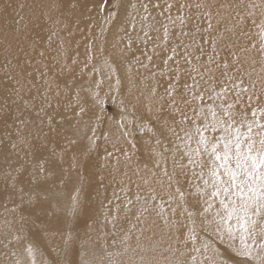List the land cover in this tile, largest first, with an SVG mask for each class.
Masks as SVG:
<instances>
[{
	"label": "rangeland",
	"instance_id": "374dc122",
	"mask_svg": "<svg viewBox=\"0 0 264 264\" xmlns=\"http://www.w3.org/2000/svg\"><path fill=\"white\" fill-rule=\"evenodd\" d=\"M1 1L4 3H1ZM10 1H12V0H0V12H3L4 11V9H6V8H4L5 6L6 7H8L7 8V10H5L6 12V14L4 15V19H0V53L4 56V68H3V71L0 69V73H2L1 74V76L4 78V81L5 82H7V83H12L13 85H14V87L12 88V89H10L9 90V88L8 89H6V93L8 94L9 92H12V95H14V93H15V99H13V102H11V105H10V107L8 106L7 108H6V111H9V112H12V113H14L15 115L17 114V116L18 115H21V116H18V118L20 117V119L19 120H21L20 122H19V129H17L18 131H17V139L15 140V141H13L14 143H15V145L17 146H14V144L13 143H11L12 144V146L13 147H15V148H18V149H22V150H26L28 153H29V155H31L32 156V154H33V152L34 151H36L39 147H51V148H49L50 150H51V153H53L52 155L58 160L59 159V162H60V164H62V166L64 167V168H66L65 170H66V175H65V173L63 174L62 173V175L61 176H58L59 178H56L57 177V175H54V174H52L51 172H49L48 170H47V165H46V161H43V163H45L44 165H43V163L42 162H40V164L38 165L39 167H37V169H36V172H35V176H33V181L35 180V179H38L37 181H39V178H40V180H43V181H49V180H44V179H46V178H48V179H50V181H51V178H49V177H47V176H49L50 174H52V175H50V177H53L52 178V180H54L55 179V181L54 182H56L57 183V181L58 182H60V183H58V184H56V185H58L59 186V184H60V186H63L64 185V183L66 182V180H68V178H69V176H68V171L70 170V171H72L73 173H76V174H78L79 176H81V177H85V178H95V180L97 181V183L99 184V185H101L100 187L101 188H103V189H105V187H106V183H107V187L109 188L110 186H111V184H112V186L114 187H118L119 188V190H123L125 187H126V189H124L122 192H123V194H125V195H129L130 193H142L143 192V194H147L149 197L150 196H152V198L156 201V203H157V205H158V207H159V209L161 210L162 209V207H164L165 206V208H163L162 209V211H161V215H162V213H163V217H158V216H155V215H151L152 217L154 216V218H155V220L154 219H152V217H151V219L153 220V221H158L159 223H155L154 224V222H153V224L151 225V223L150 222H152L151 221V219L149 218L150 216V214L148 215V213H150L149 211L148 212H146V209H143L142 211L144 212V213H142V212H138V214H133V213H131V211H132V209L131 208H129L128 209V207H130L129 205L127 206L126 205V208L128 209L127 211L129 212H126L125 210H126V208H123V207H125V206H120V205H118V206H120V208H121V211H119L120 210V208H118V206L116 205V204H113V205H111V204H108L109 206L108 207H111V213L112 214H110V218L108 217L107 218V222H106V219H105V221H101V224L99 223V222H96V221H89V223L87 224L88 226H87V229H86V231H87V233H86V231H85V233H84V235H83V237H82V240H84L83 242L85 243V244H88L89 242L91 243V242H95V241H99V242H101V243H105L106 241H103V240H107V242L108 241H110V239L112 238V237H117L118 235H120L119 236V238H120V240H121V247L122 248H124V249H122L121 250V247H120V249L119 250H117L114 254H112L111 255V260L112 261H110L108 264H118V263H124V262H126V263H124V264H131L132 262V264H136L137 262V264H142L143 263V261H144V259L143 258H145L144 257V255L145 254H147L148 252L150 253L151 251H152V249H153V253H156V254H153V253H148L147 255L148 256H150L152 259H154L155 258V260H156V262H158V264H169L172 260H173V262L171 263V264H179V263H181V261H180V259H179V256H183L184 254H185V252L187 251V245H188V242H186V241H182V238L180 237V231H179V229H181V221L180 220H182L181 219V214H180V212L178 211L179 209L177 208L176 209V205H177V203L176 204H172V202H170V201H168L167 199V197L170 195V193L172 194L173 192H169V191H171L172 189V191H174L175 192V189H177V191H178V193L181 195H184V196H180L179 195V197L180 198H178V202H179V204L181 205V206H183L184 208H186V209H190V210H194L195 208H198L199 207V203H200V194L197 192V190H199L200 188H201V184L199 183V180L197 179V177L195 178V173H194V171L192 170L193 168V166L195 167L196 165H200V166H204L205 164H206V161H207V156H206V154H205V152H203V150H197L196 151V153H195V155H194V157H193V163L191 162V163H182V165H181V161H180V159H181V154H180V156H179V152L177 153L178 154V156H179V162H178V160L176 161V159H177V157L175 158L174 157V155L176 156L177 154L176 153H174V151L176 150V151H179L178 149H174V147H170V148H168L169 146H168V144L167 143H165L164 142V144L163 145H166L167 144V146L166 147H162L163 145L161 144L162 143V141L164 140V138L162 137V136H165V137H170V135H171V137H174V138H176L177 136H175L176 135V133H177V135H179V133L181 132V131H183V127L186 129L189 125H192L193 124V122H194V124L197 122V121H199L198 119H201L200 118V116H202V114H198V113H200V111L198 112V110H199V105H200V103H201V105H204L203 103H205L206 101H207V103H205V105L206 104H209V103H211V102H213L214 100H216L218 103H220V104H222L221 105V112H223L222 114V116H223V119L228 123V124H230V126H232V127H235V128H241L240 130H242V131H245V132H247L246 134V138H245V141H244V137H243V139L241 140L242 141V143H246L245 145H247L249 148H250V150L251 151H257V152H259L261 155H262V157H263V159H264V21H262L261 20V16H259L260 14L261 15H263L262 16V19L264 18V9H262V8H264V7H262V6H264V0H262V1H260V0H246V2L244 1V0H231V1H229V0H217V2H216V0H90V2L88 1V4H90L89 6V8H88V11L86 10L84 13L85 14H87L88 15V13L91 11L90 9H93L94 8V10H96V12H98V15L96 14V12H95V14H93L94 13V10H93V12L91 13L92 15V17L91 18H89L90 17V13H89V17H87V15H85L83 12H81V11H83V10H81L82 8L81 7H79V6H81V3H80V1H82V0H74V2H73V0H67V2H66V0H13V4H11V2ZM59 1V3H57ZM139 2V3H141V4H143L142 6L143 7H145V8H149L150 9V7H151V9H155L156 8V10H154L153 12H154V15L155 16H157V17H160V16H163V17H165V18H167V16H168V18H169V21H167L165 24H158V26H156V32H157V34H159L158 36L159 37H157V39H155L154 40V44H152L151 46H150V48L147 50V54H149L148 55V57L146 58V59H144L143 60V62H145L147 65L145 66V63H143L142 65H140V66H134V65H136L137 63H138V57L137 58H130V59H132V60H128V54H129V52L128 51H135L137 48H136V46L138 47V44L137 43H135V42H133L132 40H127L126 38H123L122 39V43L124 42V44L123 45H121L119 42H120V40H121V36H119V39H118V41H117V39L115 38V36L118 34L117 33V31L118 32H120L118 35H120L123 31H122V29L120 28V22H121V20L122 19H124L125 17H126V15H128L129 14V8H130V6L129 5H133V3L134 2ZM156 1V2H155ZM199 1V2H198ZM202 1H204L203 3H202ZM211 2L210 4L209 3H207V2ZM212 1H215V2H212ZM225 1L226 3H224L223 4V2ZM229 1V2H228ZM238 1V2H237ZM241 1V2H240ZM252 1V2H251ZM10 2V3H9ZM76 2H78L77 4H76ZM126 2V3H125ZM127 2H130V3H127ZM131 2H133V3H131ZM235 2V3H234ZM237 2V3H236ZM244 2V3H243ZM251 2V3H250ZM257 3V5H254L255 3ZM30 3V4H29ZM49 3V4H48ZM118 3V4H117ZM152 3V4H151ZM213 3V4H212ZM215 3V4H214ZM220 3V4H219ZM230 4V7H228L229 6V4ZM231 3H234L235 5H237L238 4V8L234 5L233 6V4H231ZM248 3H250V5L248 4ZM2 4V5H1ZM17 4H18V6H17ZM51 4V5H50ZM63 4V5H62ZM67 4H68V7H67ZM92 4V5H91ZM122 6H121V5ZM164 4V5H163ZM194 5V4H197V5H195V6H192V5ZM227 4V5H226ZM240 4V5H239ZM243 4H247V8H249V7H251V8H249V10H245V8H246V6L244 5L243 7H245L244 9L243 8H240V6L242 7V5ZM252 4V5H251ZM4 5V6H3ZM10 5H11V8H10ZM13 5H16V6H13ZM32 5V6H31ZM45 5V6H44ZM100 5V6H99ZM191 5V6H190ZM215 5V6H214ZM217 5V6H216ZM224 5H226V6H224ZM258 5L261 7V8H259L258 9ZM35 6V7H34ZM61 6H64V8H62ZM65 6H66V8H65ZM73 6H75V7H73ZM101 6H102V8H101ZM119 6H121V8H119ZM164 6V7H163ZM204 6L205 8H206V6H207V9H209V10H205V8L202 7ZM224 6V7H223ZM232 6H233V8L234 9H232ZM3 7V8H2ZM73 7V8H72ZM129 7V8H128ZM153 7V8H152ZM218 7H220V8H218ZM222 7L224 8V9H222ZM228 7V9H230L231 11H229L231 14H229V12H227L228 11V9H226ZM255 7V8H254ZM2 8V9H1ZM21 8V9H20ZM76 8V9H75ZM80 8V9H79ZM96 8V9H95ZM100 8L102 9L101 11H100ZM127 8V10H125ZM185 8V9H184ZM197 8V9H196ZM211 8V9H210ZM213 8H215V9H213ZM216 8H218V10L216 11ZM256 9L255 10V12H254V10L253 9ZM8 9L10 10L9 12H7L8 11ZM79 9V10H78ZM165 9V10H164ZM175 9V10H174ZM193 9H195L194 11H198L197 13L195 12H193ZM199 9H201L200 11H199ZM204 9V10H203ZM245 10L246 12H249V13H252V15H249V13H248V15H247V13L246 12H242V11H240V10ZM253 11H252V10ZM13 10V11H12ZM22 10H26V12L25 11H23L22 12ZM61 10V11H60ZM104 10V11H103ZM122 10V11H121ZM161 10H163V11H161ZM170 10H171V12H170ZM178 10V11H177ZM184 10V11H183ZM234 10V11H233ZM237 10V12H239L238 14H240L241 12V15H238L237 14V17H235L236 15H234V14H236L235 13V11ZM33 11H35V12H33ZM60 11V12H59ZM80 12V14L77 12V14H79V16L80 17H83L82 19L77 15V14H75V12ZM99 11L101 12V13H99ZM121 11V12H120ZM189 11V12H188ZM202 11H204V14L202 15ZM213 11V12H212ZM259 11H261L262 13H260ZM12 13V16H13V21H11L10 19H9V16H8V14L10 15L11 13ZM45 12V13H44ZM88 12V13H87ZM105 12V13H104ZM120 12V13H119ZM201 12V13H200ZM215 12H217L216 14H215ZM219 12V13H218ZM258 12V13H257ZM72 13V14H71ZM83 13V14H82ZM123 13V14H122ZM163 13V14H162ZM166 13V14H165ZM171 13V15H169ZM183 13H186V15L185 14H183ZM191 13H192V16H190L191 15ZM198 13H200V14H198ZM220 13H221V15H220ZM226 13V14H225ZM56 14V15H55ZM77 15V16H75V15ZM84 15V16H82V15ZM99 14L101 15V16H99ZM123 16H122V15ZM175 16H173V15ZM176 14V15H175ZM179 14H180V16H179ZM209 14L211 15V16H209ZM214 14V15H213ZM219 14V16H217ZM242 14H244V15H242ZM253 14H259L258 15V18L256 17L257 15H254L253 16ZM21 15V16H20ZM25 15V16H24ZM65 15V16H64ZM73 15V16H72ZM107 15V16H106ZM200 15H202L201 17L202 18H200ZM206 15V16H205ZM208 15V16H207ZM223 15H224V17H223ZM231 15H232V17H231ZM234 15V16H233ZM39 16H42L41 18H39ZM44 16V17H43ZM46 16V17H45ZM50 16V17H49ZM53 16V17H52ZM61 16V17H60ZM85 16H86V18H85ZM97 16H99L100 17V19L102 20V22H101V20L97 17ZM182 16V18H180ZM196 16V17H195ZM199 16V18L197 19V17ZM204 16H205V19H204ZM213 16H215V17H213ZM222 16V17H221ZM242 16V17H241ZM250 18V19H247L248 17ZM251 16H253V17H251ZM62 17H64V18H62ZM80 19H78V18ZM94 17H97V19H96V22H97V20H98V23H96L97 25H96V27H95V19H94ZM107 17V18H106ZM115 17V18H114ZM172 17V18H171ZM187 17V18H186ZM192 17V18H191ZM217 17V18H216ZM219 17V18H218ZM225 17H228L229 18V20H228V18H225ZM239 17H241V19L239 18ZM257 18V21H256V18ZM259 17H260V19H259ZM27 18V19H26ZM45 18V19H44ZM48 18V19H47ZM66 18V19H65ZM70 18H73V19H70ZM198 20V22H196V19ZM208 18H210L211 20H208ZM213 18H215L216 19V22L218 23H211L213 20H214V22H215V19H213ZM225 18V19H224ZM232 19V21L233 20H235V21H233L234 23H236V24H234L233 25V22H231V19ZM234 18V19H233ZM236 18V19H235ZM237 18H239V19H237ZM245 18L247 19L246 21H245ZM255 19L254 21H256L255 23L256 24H258V19H259V24L256 26V24L254 23V21H253V19ZM44 19V20H43ZM78 19V20H77ZM91 20V19H93V20H91V22L92 23H90L89 22V24L91 25H89V28L91 27V29H89V28H85V30H87V31H83V25H85V24H88L87 22L86 23H84L83 21H85V20ZM104 19V20H103ZM113 19V20H112ZM181 19V20H180ZM188 19H189V21L191 22L192 21V23H190L189 21H188ZM199 19H201V21L202 22H200V20ZM222 19H223V21H222ZM5 20H7V21H5ZM15 20V21H14ZM46 20V21H45ZM53 20V21H52ZM76 21L75 23L74 22H72V21ZM119 20V21H118ZM226 20V21H225ZM238 20V21H237ZM249 20H251V21H253L252 23H250V21ZM264 20V19H263ZM34 21V22H33ZM112 21V22H111ZM211 21V22H210ZM221 21V22H220ZM239 23V24H237V22ZM2 22V23H1ZM3 22H4V24H3ZM12 22L15 24H12ZM81 22H83L82 24L79 23ZM94 22V23H93ZM200 22V23H199ZM220 22V23H219ZM224 22H226V24H222V23H224ZM243 24H242V23ZM9 23V24H8ZM39 23H42V25H40ZM54 23V24H53ZM70 23V24H69ZM73 23V25H71ZM103 23V24H102ZM111 23V24H110ZM117 23H119L118 24V26L119 27H116L117 25ZM195 23H196V25H195ZM232 24V26L230 25V24ZM241 23V24H240ZM249 23V24H248ZM6 24V25H5ZM67 24V25H66ZM76 24H77V26H76ZM79 24V25H78ZM92 24H94V27L95 28H92L93 27V25ZM102 24V25H101ZM106 24V25H105ZM110 24V25H109ZM189 24V25H188ZM192 24V25H191ZM204 25V27H202L201 25ZM208 24V25H207ZM247 24L249 25V27L247 26ZM250 24H252V25H254L253 27L250 25ZM22 25V26H21ZM32 25H34L33 27H30V26H32ZM39 27V28H42V29H39V28H37V26ZM47 25V26H46ZM49 25H50V27H49ZM101 25V26H100ZM168 25H169V27H168ZM199 25H200V27H199ZM210 25H212V26H210ZM213 25H214V27H213ZM226 25H228V26H226ZM238 25L240 26L241 25V27H238ZM260 25H261V27H260ZM10 26H11V28H10ZM61 26V27H60ZM75 26L78 28L79 26H82V28H80L79 27V29L80 30H82L83 32H86L87 33V36H85L86 35V33H85V35H84V33H83V35L85 36V40H84V36H82V31H78V29H75ZM104 26V27H103ZM175 28H174V27ZM197 26H198V28H197ZM47 27H49V28H47ZM69 27H71L70 29H69ZM86 27H88V25L86 26ZM98 27V28H97ZM217 29H216V28ZM225 27V28H224ZM243 27H245L244 29H242L241 31H240V29L241 28H243ZM11 29V30H9V29ZM18 28V29H17ZM32 28H37V29H39V31H37V30H32ZM118 28V29H117ZM119 28H120V31H119ZM171 28V29H170ZM192 28V29H191ZM208 28H210V29H208ZM211 28H213V29H211ZM219 28V29H218ZM226 28H228V29H226ZM234 28H236V29H234ZM246 28H247V30H246ZM252 28V29H251ZM256 28V29H255ZM8 29V30H7ZM14 29V30H13ZM29 29V30H28ZM58 29V30H57ZM74 29H75V31H74ZM92 31L93 29V32H96V30H97V32H98V34L96 33L95 35H94V33H90V31ZM114 29L116 30L115 32H114ZM176 29V30H175ZM231 29V30H230ZM238 29V30H237ZM259 29V31H257ZM5 30V31H4ZM42 30H44V31H42ZM47 30V31H46ZM68 30V32H66ZM105 30V32H103ZM189 30H191V31H189ZM194 30V31H193ZM213 30V31H212ZM219 30V31H218ZM263 31V33H261L260 31ZM12 31V32H11ZM31 31H35V32H31ZM49 31V32H48ZM99 31L101 32L100 34H99ZM114 33H116V35H114L113 34V32ZM175 31V32H174ZM235 31L237 32V33H235ZM22 32H24V33H22ZM42 32H45L44 34H42ZM64 33V35H63V33ZM89 32V33H88ZM210 32L212 33L211 35H210ZM232 32H234L233 34H232ZM33 33V34H32ZM50 34V35H47V34ZM60 33H62L61 35H60ZM110 33H111V35H110ZM208 33V34H207ZM227 33V34H226ZM2 34V35H1ZM27 34V35H26ZM30 34V35H29ZM36 36H35V35ZM75 34V35H74ZM78 35V38L80 37V34H81V39L80 40H77L78 38H76V36ZM89 34H91V35H89ZM239 34V35H238ZM263 34V35H262ZM41 35V36H40ZM42 35H44V36H42ZM65 37V39H62V38H64L63 36ZM112 35H114V36H112ZM175 35V37H173ZM178 35V36H177ZM204 35V36H203ZM206 35V36H205ZM213 35V36H212ZM234 35V36H233ZM236 35H237V37H236ZM13 36V37H12ZM26 36H28V38H30V40L28 39V38H25ZM46 36V37H45ZM62 36V37H61ZM73 36L75 37V40H76V42H75V40H73ZM100 36V38H98ZM154 36H156V33H155V35ZM172 36V37H171ZM201 36H202V38H201ZM210 36V37H209ZM33 37V38H32ZM69 37V38H68ZM87 37V38H86ZM96 37V38H95ZM104 37V38H103ZM109 37H111V38H109ZM170 37V38H169ZM189 37V38H188ZM206 37V38H205ZM235 37V38H234ZM243 37V38H242ZM263 37V38H262ZM21 38V39H20ZM91 38H93V39H91ZM114 38H115V40L120 44V50L117 48V45H119V44H117V42H113L114 41ZM239 38V39H238ZM256 38H257V40H256ZM17 39V40H16ZM86 39H88V42H89V39L91 40V42H90V45L88 46V48L84 45L85 44V42L87 41ZM100 39V40H99ZM175 40V42L174 41H170V40ZM201 39V40H200ZM231 39V40H230ZM238 39V40H237ZM249 39V40H248ZM253 39H254V41H253ZM27 40H29V41H27ZM52 40V41H51ZM70 40L72 41L73 40V42L74 43H71L70 42ZM82 40H84V47H85V51H84V48L82 49V48H79V46L81 47V45H79L80 44V42L82 41ZM109 40H110V42H109ZM111 40H112V42H111ZM124 40V41H123ZM229 40V41H228ZM237 40V41H236ZM248 40V41H247ZM263 40V41H262ZM25 41V42H24ZM40 41H41V43H40ZM43 41V42H42ZM95 41V42H94ZM100 41V42H99ZM102 41H103V44H102ZM221 41V42H220ZM240 41V42H239ZM244 43H243V42ZM253 41V42H252ZM6 42V43H5ZM35 42H37V43H35ZM56 42V43H55ZM79 42V43H78ZM133 42V43H132ZM202 42V43H201ZM239 42V43H238ZM246 42H248L247 44H246ZM11 43V44H10ZM29 43V44H28ZM54 43H55V45H54ZM63 43V44H62ZM69 43V44H68ZM76 43H78V45L76 44ZM95 44V46H94V44ZM97 43V44H96ZM127 43V44H126ZM130 43V44H129ZM173 43V44H172ZM256 43H258V44H256ZM3 44H5V45H3ZM39 44V46H36V45H38ZM49 44V45H48ZM66 44V45H65ZM82 44V43H81ZM88 44V43H87ZM110 44V45H109ZM111 44H112V46H111ZM177 44V45H176ZM248 44H250V45H248ZM13 45H15L16 47H15V49L16 48H18L16 51H15V49L13 48L14 46ZM25 45V46H24ZM29 45V47H27ZM51 45H53V46H51ZM70 47H69V46ZM82 45V46H83ZM104 46L103 48L101 47V46ZM113 45H116L115 47L113 46ZM124 45H125V47H124ZM131 45V46H130ZM174 45V46H173ZM254 45H255V47H254ZM22 46H24V50L21 48ZM42 46V47H41ZM59 46V47H58ZM69 47L68 49H67V47ZM160 46H162V48L160 47ZM169 46V47H168ZM180 46V47H179ZM5 47V48H4ZM11 47V48H10ZM43 47H45V48H43ZM50 47L51 48H53V49H50ZM56 47H58L59 49L57 50V48ZM75 47V48H74ZM90 47V48H89ZM109 47H113V48H115L116 50L115 51H117V53L114 51V49H113V51H112V49L110 48V50H108V48ZM122 47H124V49L122 50ZM129 47H130V49H129ZM167 47H168V49H167ZM237 47H239V48H237ZM249 47H251V48H249ZM257 47V48H256ZM2 48L4 49V50H2ZM71 48V49H70ZM94 48V49H93ZM101 48H102V50H104L102 53H101ZM106 48V49H105ZM169 48H170V50H169ZM180 49L179 51L177 50V49ZM237 48V49H236ZM256 48V49H255ZM7 50V52H6V50ZM35 50V58H33V51ZM48 49V52L46 51ZM79 49H81L82 50V52H81V50L79 51ZM159 49H161L160 50V52H162L163 50V52L162 53H164V54H162V53H158L157 52V50L159 51ZM11 50H12V52H11ZM22 50V51H21ZM68 50V51H67ZM69 50H70V52H69ZM76 50V51H75ZM90 50V51H89ZM168 50H169V53H168ZM254 50H255V52H254ZM259 50H260V52H259ZM20 51H21V53H20ZM36 51H38V52H36ZM57 51H58V53H57ZM108 51V52H107ZM109 51H110V53H109ZM121 51V52H120ZM124 51L127 53H124ZM174 51V52H173ZM253 51V52H252ZM262 51H263V53H262ZM5 52V53H4ZM26 52V53H25ZM28 52V53H27ZM50 52V53H49ZM53 52H55V53H53ZM84 52H90L89 53V55H87V53L85 54ZM93 52H95V53H93ZM112 52V53H111ZM115 52V53H114ZM137 52H139L138 50H137ZM214 52V53H213ZM227 52V53H226ZM252 52V53H251ZM19 53V54H18ZM24 53V54H23ZM51 54L50 56H51V59H50V56H48V57H46V55H49V54ZM69 53V54H68ZM101 53V54H100ZM112 56L110 59L111 60H108L107 61V58H109L110 56H109V54ZM122 53H124V55L122 54ZM156 53V54H155ZM168 53V54H167ZM175 53V54H174ZM21 54V55H20ZM26 54H27V56H26ZM37 54H39V55H37ZM54 54L56 55L55 57H54ZM57 54H61V55H57ZM78 54V55H77ZM95 54V55H94ZM103 54V55H102ZM107 54V55H106ZM117 54L119 55V56H121V54H122V58H120L119 56H117ZM158 54V55H157ZM239 54V55H238ZM253 54V55H252ZM17 55V56H16ZM20 55V56H19ZM32 55V56H31ZM72 55H73V57H72ZM85 55V56H84ZM108 56V57H106V56ZM116 55V56H115ZM160 55V56H159ZM171 55V56H170ZM226 55V56H225ZM13 56V57H12ZM22 56H24V57H22ZM31 56V57H30ZM44 57V58H42V57ZM62 57V59H60L61 57ZM124 56V57H123ZM127 56V57H126ZM163 58H162V57ZM169 56V57H168ZM176 56V59L174 58ZM242 56V57H241ZM244 56V57H243ZM26 57H27V59H26ZM29 57V58H28ZM37 57H38V59H37ZM93 57H94V61H93ZM106 59H105V58ZM117 57H118V59H117ZM152 57V58H151ZM158 57H160V58H158ZM229 57V58H228ZM52 58H54V59H52ZM66 58H67V60H66ZM79 58H81V59H83V60H81V59H79ZM88 60H87V59ZM116 58V61H119V62H116L115 61V63H111L113 66H114V68L112 67V65H110V62H113V60ZM124 58H126V59H124ZM155 58H156V60H155ZM166 58V59H165ZM172 58V59H171ZM175 60H174V59ZM227 58V59H226ZM238 58V59H237ZM23 59H25V61H22ZM35 61H34V60ZM45 59V60H44ZM48 59V60H47ZM74 59V60H73ZM77 59V60H76ZM104 59V60H103ZM133 59H134V61H133ZM140 59V58H139ZM152 59H153V61L154 62H152ZM164 61H163V60ZM249 59V60H248ZM15 60H18V62L16 61L15 62ZM19 60H20V62H19ZM32 62H31V61ZM42 60V61H41ZM43 60L45 61V62H49L50 64L48 65V62H47V64L45 63V62H43ZM58 60H60V61H58ZM76 60V61H75ZM98 60V61H97ZM102 61L103 63L104 62H106V63H104V66H103V64H102V62H100L99 63V61ZM120 60H122V62H124V60H126L127 62V65L125 66V67H123L124 69H120L119 67H120V65L122 64V66H123V63H121V61ZM168 60V61H167ZM171 60H174V61H171ZM182 61V62H180V61ZM230 60V61H229ZM237 60V61H236ZM239 60H240V62H239ZM130 63H129V62ZM151 61V62H150ZM160 61V62H159ZM162 61V62H161ZM233 61V62H232ZM260 61V62H259ZM22 62V63H21ZM35 62V63H34ZM75 62V63H74ZM133 62V63H132ZM158 62L160 63V64H162V66H164L163 68L161 67H158L157 68V66H158ZM258 62H259V64H258ZM17 63V64H16ZM18 63H19V65H18ZM24 63H25V65H24ZM35 65H34V64ZM38 63V64H37ZM57 63V64H56ZM62 63V64H61ZM77 63H78V65H77ZM117 63V64H116ZM121 63V64H120ZM164 63H166L165 65H164ZM169 63H170V65H169ZM172 63V64H171ZM177 63H179V64H177ZM221 63V64H220ZM236 63V65H234ZM238 63H240V64H238ZM241 63H242V66H241ZM30 64V65H29ZM73 64V65H72ZM75 64V65H74ZM82 64V65H81ZM84 64V65H83ZM91 64H93V66L94 67H90L91 66ZM102 65V68L99 66V65ZM119 64V65H118ZM131 64V65H130ZM151 64V65H150ZM232 64V65H231ZM8 65V66H7ZM9 65H10V67H9ZM25 66V67H23V66ZM64 65V66H63ZM66 65V66H65ZM67 65L69 66V67H67ZM125 65V64H124ZM174 65H176L175 66V68L173 67ZM178 65H181V66H178ZM185 65V66H184ZM7 66V67H6ZM12 66H13V68H12ZM28 66H30V68L28 67ZM33 68H32V67ZM37 66V67H36ZM42 66V67H41ZM54 66V67H53ZM56 66H59V67H56ZM63 66V67H62ZM74 66H77V68H75ZM82 66V67H81ZM84 66H85V68H91V69H89L90 71V75H89V73H88V70H87V73H88V75H87V73H86V70H84L85 68H84ZM88 66V67H87ZM117 66H119V67H117ZM131 66H134V67H132V71L134 70L135 72H137V71H139L140 72V75H139V78L141 77V79L139 80V79H137L138 80V82L139 83H137V80L135 81L132 77H129V75H127V72H129V71H131L130 70V68H131ZM156 66V67H155ZM166 66H168V67H166ZM177 66L179 67L178 69H177ZM183 66L185 67V68H183ZM7 69H6V68ZM15 67V68H14ZM18 69H20L21 68V71L22 72H20V70H18ZM29 68V69H26V68ZM43 67H44V69H43ZM55 67H56V69H55ZM97 67V68H96ZM150 67V68H149ZM188 67V68H187ZM261 67V68H260ZM10 68V69H9ZM24 68L26 69V70H24ZM47 68V69H46ZM52 68H54V69H52ZM63 68H64V70H63ZM68 68H70V69H68ZM74 68H75V70H74ZM95 70H94V69ZM106 68H108L110 71H112L113 72V74L114 75H112L113 77H111L110 79L109 78H107V76H105L104 74H103V70H105ZM134 68V69H133ZM161 73H159L158 72V74H157V72L155 73V71H156V69ZM173 68V70H171ZM189 68H192V69H189ZM231 68V69H230ZM52 69V70H51ZM93 69V71L95 72V73H93V71H91ZM167 69V70H166ZM175 69V70H174ZM230 69V70H229ZM259 69V70H258ZM9 70V71H8ZM60 70V71H59ZM79 70V71H78ZM83 70L85 71L84 72V74L86 73V75H84L85 76V78H84V76L82 75L83 73ZM118 70V71H117ZM122 70H124V71H122ZM142 70V71H141ZM150 70V71H149ZM163 71V73H162V71ZM166 70V71H165ZM168 70H171L172 72H169ZM191 72H190V71ZM197 70V71H196ZM239 70V71H238ZM242 70V71H241ZM245 70V72H243ZM14 71V72H13ZM24 71V72H23ZM26 71H28L27 73H26ZM36 71V72H35ZM48 71V72H47ZM63 71V72H62ZM127 71V72H126ZM165 71V72H164ZM42 72H44L43 74H42ZM65 72V73H64ZM68 72V73H67ZM78 73V74H76V73ZM100 72H102V74L100 75ZM115 72H116V74H118V73H120L121 72V74H119V75H122V78L121 77H119V75H116L115 74ZM118 72V73H117ZM146 72H148V73H146ZM169 74H168V73ZM188 72L190 73V74H192V75H190V74H188ZM198 72V73H197ZM243 72V73H242ZM6 73H7V75H6ZM15 74V78H13L12 77V75L13 74ZM16 73H18V74H16ZM23 73H24V75L26 76H24L23 75ZM29 73H32V74H29ZM33 73H34V75H33ZM37 73V74H36ZM46 73V74H45ZM55 73H57V74H55ZM97 73L99 74V75H97ZM143 73H144V77L142 76L143 75ZM152 73V74H151ZM170 73H171V77H170ZM173 73H175V76H174V74ZM194 73V74H193ZM73 74V75H72ZM93 74V75H92ZM96 74V75H95ZM128 76H126V75ZM160 74V75H159ZM164 74H165V76H164ZM172 74H173V77H172ZM233 74V75H232ZM243 74V75H242ZM18 75V76H17ZM32 75H33V77L34 78H32ZM40 75V76H39ZM53 75V76H52ZM95 75V76H94ZM124 75H125V77H124ZM150 75V76H149ZM159 75V76H158ZM216 75V76H215ZM6 76H8L7 78H5ZM20 76H22V77H20ZM28 76H29V78H32V79H29L28 78ZM31 76V77H30ZM39 76V77H38ZM55 76V77H54ZM57 76V77H56ZM101 76H102V79H103V81L102 82H104L105 84H108V86L106 85L105 87H103L104 86V84H102L101 83ZM103 76L106 78H103ZM159 77L158 79H154L153 77ZM167 76V77H166ZM169 76V77H168ZM184 76H185V78H184ZM200 76V77H199ZM244 76H245V80H244ZM18 77V78H17ZM38 77V78H37ZM59 77V78H58ZM88 77V78H87ZM91 77H93V78H95L94 80L97 82H95L94 80H93V78H91ZM127 78V80H128V82H127V80L126 79H124V78ZM142 77H143V79H142ZM156 77V78H157ZM165 79H164V78ZM186 77H188V78H186ZM242 77V78H241ZM27 78V79H26ZM40 78V79H39ZM42 78V79H41ZM49 78V80H46V79H48ZM64 78H66V82H70V83H73L74 85H75V82H77V85H78V87L80 86V90H81V92H79V88L78 87H72V86H74L73 84H67L66 82H65V79ZM79 78V79H78ZM86 78H87V80L89 79V80H93L94 81V83L93 84H95V87H94V89H93V84H92V81H91V83H90V81H89V84H87L86 82H88V81H86L85 83H83V81H85L86 80ZM99 79V85H98V79ZM118 78V79H117ZM132 80H131V79ZM12 79V80H11ZM15 79L17 80L16 82H15ZM36 79V80H35ZM56 80V81H53V80ZM62 81H61V80ZM64 79V80H63ZM81 79V80H80ZM97 79V80H96ZM107 81H105V80ZM162 79H164V80H162ZM170 79L172 80L171 82H172V84L171 83H168V81L170 82ZM184 79V80H183ZM9 82H8V81ZM38 80H39V82H38ZM42 80V81H41ZM44 80H45V82H44ZM75 82H74V81ZM80 80V81H79ZM129 80H130V82H131V86L133 87L134 86V89H135V87H136V85H137V87H139V88H136L135 90H134V92H135V95H136V97H135V95L133 96V90L132 89H130L131 88V86H130V88H129V85H130V83H129ZM150 80V82H151V85H150V83L148 84V81ZM159 80H162L161 82L159 81ZM185 80H187V81H185ZM250 80V81H249ZM30 81V82H29ZM40 81L41 82H43V83H40ZM62 83H61V82ZM73 81V82H72ZM119 81V82H118ZM120 81L122 82L121 84H120ZM165 81L167 82V84L165 85ZM195 81V82H194ZM19 82V83H18ZM47 82H49V83H47ZM50 82H51V84H50ZM52 82H54V83H52ZM127 83V84H129L128 85V87H127V89L129 88L130 90L129 91H124L125 90V88H126V85L124 84V83ZM182 82V83H181ZM189 82V83H188ZM254 82V83H253ZM18 83V84H17ZM30 83V85H31V87L28 85ZM32 83V84H31ZM59 83V84H58ZM147 83V84H146ZM155 83V84H154ZM162 83H163V85H162ZM177 84V86H176V88H175V86H174V84ZM186 85H185V84ZM229 83V84H228ZM249 83V84H248ZM21 84H23V85H21ZM44 84V85H43ZM49 84V88L47 87V85ZM67 84V85H66ZM86 84H87V86H86ZM92 84V85H91ZM124 85L123 87H121V86H118V85ZM133 84V85H132ZM139 84V85H138ZM158 84H159V86H158ZM206 84V85H205ZM218 84V85H217ZM260 84V85H259ZM25 85V86H24ZM27 85V86H26ZM42 85V86H41ZM68 85H69V87H68ZM147 85H149L148 87H147ZM189 85V86H188ZM206 86V87H202V86ZM214 85V86H213ZM238 85V86H237ZM16 86H18V87H16ZM24 86V87H23ZM51 86H52V88H51ZM70 86H71V88H70ZM118 86V87H117ZM147 87L148 89L147 90H144V89H146V88H143V87ZM150 86H151V88H150ZM155 86V90H153V87ZM166 86V87H165ZM181 86V87H180ZM260 86V87H259ZM21 87V88H20ZM23 87V88H22ZM35 87V88H34ZM37 87H38V89H37ZM54 87V88H53ZM65 87V88H64ZM107 87V90L105 89ZM115 87V88H114ZM125 87V88H124ZM159 87V88H158ZM160 87H163V89L162 88H160ZM202 87V88H201ZM215 87V88H214ZM239 87V88H238ZM16 88V89H15ZM24 88H28V89H24ZM34 90H33V89ZM64 88V89H63ZM73 88V89H72ZM77 88V89H76ZM119 88V89H118ZM123 88V91L122 90H120V89H122ZM143 88V89H142ZM179 88H180V90H179ZM250 90H249V89ZM18 89H20L19 90V92H21L20 94L18 93ZM88 89H90L91 91H92V94H91V92H88L89 90ZM101 89L102 90H104V91H102L101 92ZM117 89V90H116ZM151 89V90H150ZM157 89H160V90H157ZM161 89H162V91H161ZM166 89V90H165ZM188 89H192L194 92H195V95H196V97L197 98H194V99H190V97L189 96H187L188 95V93H189V91L187 92V90ZM226 89V90H225ZM13 90V91H12ZM27 90V91H26ZM32 90V91H31ZM39 90V91H38ZM43 90V91H42ZM93 90H95V92H96V94H98V95H96L95 94V92H93ZM119 90V91H118ZM150 90V91H149ZM155 92H153V91ZM180 92H179V91ZM248 90V91H247ZM254 90V91H253ZM16 91V92H15ZM26 91V92H25ZM37 91V92H36ZM49 91H50V93H49ZM57 91H59V93L57 92ZM62 93H61V92ZM82 91H83V95H82ZM132 91V93H129V92H131ZM145 91V92H144ZM178 91V92H177ZM241 91V92H240ZM251 91V92H250ZM43 92H44V94H43ZM46 92V93H45ZM54 92V93H53ZM57 92V93H56ZM76 92V93H75ZM77 92H79V93H81V94H77ZM86 92H88V93H90L91 94V96L92 97H94L93 99H96V103H95V101L94 100H92V98H86V96H87V93ZM101 92V93H100ZM119 92H122V93H119ZM128 92V96H126L127 97V99H125L126 97H125V93H127ZM136 92H137V94H136ZM148 92V93H147ZM151 92V93H150ZM260 92L261 93H263V95L262 94H260ZM17 93V94H16ZM118 95V97H116L115 95L116 94ZM249 93H250V95H249ZM24 94V95H23ZM27 94H29V95H27ZM31 94V95H30ZM38 94H40L39 96H38ZM43 94V95H42ZM46 94V95H45ZM64 94V95H63ZM90 94H88L89 95V97H90ZM119 94H120V96H122V95H124L122 98H120V96H119ZM130 94L132 95V97L130 96ZM143 94V95H142ZM148 94H149V97H148ZM200 94V95H199ZM203 94V95H202ZM204 94H206V95H204ZM211 94H213V96H215L216 97V99H212V98H210V95ZM259 94H260V96H259ZM9 95V94H8ZM11 95V94H10ZM19 95V96H18ZM20 95H22V96H20ZM43 96V97H40V96ZM55 95V96H54ZM57 95H59V97L57 96ZM63 95V98H61V96ZM110 95V96H109ZM156 95V96H155ZM180 95V96H179ZM228 95V96H227ZM32 96V97H31ZM34 96V97H33ZM44 96H45V98H44ZM50 96V97H49ZM72 96V97H71ZM80 96V97H79ZM83 96H85V97H83ZM137 96H141V102L137 99V101H134V100H136V98H139V97H137ZM204 97V100H203V97ZM234 96V98H231V97H233ZM19 97H21V98H19ZM40 97V98H39ZM52 97V98H51ZM54 97V98H53ZM74 97V98H73ZM88 97V96H87ZM182 97H184V98H182ZM206 97V98H205ZM209 97V98H208ZM228 97V98H227ZM238 97V98H237ZM245 97V98H244ZM17 98H19V99H17ZM25 98V99H24ZM46 100H44V99ZM51 98V99H50ZM73 98V99H72ZM85 98V99H84ZM99 98V99H98ZM129 98H131V100L130 101H124V100H128ZM133 98H135V99H133ZM147 98V99H146ZM187 98H189L191 101H189V99H187ZM236 98H237V100H238V102H237V100H236ZM31 101H35V102H30V100ZM39 99H40V101H39ZM42 99V100H41ZM53 100L51 103H50V101L48 102V100ZM56 99V100H55ZM58 99V100H57ZM72 99V100H71ZM89 99H90V102H89ZM154 99V100H153ZM181 99V100H180ZM206 99H208V100H206ZM233 99H235V100H233ZM23 100V101H22ZM71 102H73V105H68V104H70L69 103V101ZM85 102H84V101ZM120 100V101H119ZM144 100V101H143ZM147 102H146V101ZM165 100V101H164ZM182 100H184V102L182 101ZM186 100V101H185ZM196 100H198V101H196ZM211 100V101H210ZM241 100H242V102H241ZM55 101V102H54ZM56 101H57V103H56ZM76 101V102H75ZM81 101H83L84 103H86L87 101V103H86V105L84 104V103H79V102H81ZM91 101H93L92 102V105H94V106H92L90 109H88V108H86L85 106H87V104H88V106L90 105V103H91ZM196 101V103H193V102H195ZM228 101V102H227ZM263 101V102H262ZM24 102H26L25 103V105H23V103ZM72 102H71V104H72ZM128 102H131L130 104L131 105H128L129 103ZM135 102V103H134ZM139 102L141 103V104H139ZM151 102V103H150ZM168 103V104H166V103ZM190 102V103H189ZM29 103V104H28ZM31 103V104H30ZM43 103V104H42ZM45 103H46V105H45ZM54 103V104H53ZM68 103V104H67ZM75 103H77L76 105H75ZM124 103V104H123ZM126 103H128V104H126ZM144 103H146L145 105H144ZM186 103V104H185ZM192 103H193V105H192ZM224 103V104H223ZM227 103V104H226ZM258 103V105H256ZM262 103V104H261ZM12 104H13V106H12ZM20 104V105H19ZM28 106H27V105ZM51 104H52V106H51ZM96 104V105H95ZM122 104V105H121ZM189 104L192 106L191 108L189 107ZM199 104V105H198ZM16 105V106H15ZM31 105V106H30ZM58 105V106H57ZM85 105V106H84ZM118 105H120L121 107L119 108V107H117ZM137 106V105H141L140 106V108H139V110L138 109H134V106ZM166 107H165V106ZM185 105H187V106H185ZM242 105V106H241ZM263 105V106H262ZM23 106V107H22ZM27 106V107H26ZM30 106V107H29ZM39 106V107H38ZM41 106V107H40ZM72 106H76L77 108L79 107V109H78V111H77V108L75 109L74 107H73V110H74V112L72 111ZM84 106V107H83ZM87 106V107H88ZM174 106V107H173ZM180 106V107H179ZM184 106V109H182V107ZM194 106H196V107H194ZM198 106V107H197ZM236 106H237V108H236ZM33 107V108H32ZM38 107V108H37ZM49 107H50V110H48L49 111V114H48V111H46L47 110V108L49 109ZM54 107H57L56 109H55V111H54ZM68 107V108H67ZM71 107V108H70ZM90 107V106H89ZM94 107H96V109L94 108ZM155 107H157V108H155ZM163 107V108H162ZM187 107V108H186ZM253 107V108H252ZM22 108V109H21ZM31 108V109H30ZM39 108H42L43 109V112L44 111H46L47 113H42V109H40V111H39ZM93 108V110L95 109V110H97V112L95 113L94 111V114H93V112H92V109ZM128 108V109H127ZM130 108V109H129ZM137 108H138V106H137ZM162 108V109H161ZM165 108V109H164ZM173 108V109H172ZM187 109V113H188V111H189V113L187 114V113H184V112H186V109ZM195 108V109H194ZM241 108V109H240ZM263 108V109H262ZM36 109H38V110H36ZM44 109H46V110H44ZM52 109V110H51ZM84 109H88L89 111H90V113L91 114H93L95 117H93L91 120H90V118L93 116H91V117H89L91 114L89 113V116H88V118H89V120L91 121V126L93 127V129L94 130H98L96 133H97V136H98V138H96V139H94L95 137H97L96 135L94 136V138H93V143L92 144H96L97 143V145L99 146V149H98V146L96 147V146H93V148H97L96 150L97 151H100L101 150V152L100 153H102V154H104V155H102L101 156V154H97V155H95V153L94 152H90V151H87V153H86V151H83V152H73L72 150H73V147L74 146H76V145H79L78 143L79 142H76V143H73V144H75L74 146H73V144H70V143H64L61 147H56L55 145H54V148L52 147L53 145L51 144V143H53L52 142V140H50V137H49V131L51 132V130H55L56 128H57V124H58V122L56 123H54L53 121L55 120V121H60L58 118H57V116H56V114H55V112H57V113H60V111H63L64 113H66V114H68L69 112H70V110H71V112L72 113H76L75 115H79L78 117L79 118H82L83 119V117L85 118V119H88V118H86V114H87V112H86V110H84ZM156 109V110H155ZM161 109V110H160ZM164 109V111H165V113H164V111H162ZM169 111H168V110ZM182 109V112H183V114H182V112L180 111ZM193 109V110H192ZM197 109V110H196ZM235 109V110H234ZM20 110V111H19ZM35 110V111H34ZM69 110V111H68ZM87 110V111H88ZM136 110H138L139 112L137 113V111ZM158 110H160V111H158ZM166 110H167V112H166ZM239 110V111H238ZM247 110V111H246ZM260 110H261V112H260ZM18 111V112H17ZM30 111V112H29ZM38 111H39V113H38ZM51 111H53V112H51ZM133 111H135V112H133ZM153 111H155V112H157L156 114H155V112H153ZM195 111H197L196 113L199 115L198 117L199 118H194V117H196L197 116V114H195L194 112ZM233 111V112H232ZM17 112V113H16ZM36 112V113H35ZM83 112H85V113H83ZM144 112V113H143ZM153 112V113H152ZM159 112V113H158ZM173 112H175V113H173ZM236 112V113H235ZM240 112V113H239ZM249 112H252L251 114H249ZM255 112V113H254ZM19 113V114H18ZM27 113V114H26ZM28 113H29V115H28ZM34 113V114H33ZM53 113V114H52ZM72 113H69V115L70 114H72ZM83 113V114H82ZM123 113V114H122ZM143 113V114H142ZM146 113H149L148 115L146 114ZM168 113V114H167ZM194 113V116H192V114ZM233 115H232V114ZM23 114H25V115H23ZM36 114H37V117H36ZM130 114V115H129ZM158 114V116L156 117V115ZM174 114H176V115H174ZM178 114V115H177ZM191 114V115H190ZM45 115V116H44ZM48 115V116H47ZM54 115H55V119L53 118L52 119V121H51V118L52 117H50V116H53L54 117ZM58 115V114H57ZM86 115V116H85ZM155 115V116H154ZM170 115V116H169ZM171 115H174L175 117H173V120H174V118H175V121L174 122H172V121H170L171 119H170V117H171ZM42 116H43V118H42ZM100 116H102V117H100ZM151 116V117H150ZM167 116H169V117H167ZM182 117L183 116V119L182 118H180V120H178L179 118L178 117ZM192 116V117H191ZM245 116V117H244ZM25 117V118H24ZM36 117V118H35ZM150 117V118H149ZM185 117V118H184ZM236 118V120L237 121H235V118ZM249 117H252V119L254 120V124H255V127L254 126H252L251 127V125L250 126H248V124L246 123L247 122V120H248V118ZM38 118V119H37ZM95 118V119H94ZM130 118V120H134V122H137V121H140V119L142 120V118H143V120H147L148 121V119L149 120H152V122H154V124H156L155 125V133L154 134H156V133H158V134H156L157 135V137H158V139H157V137H156V141L157 142H155V140H153L155 143H156V148L155 147H152L153 149H155V150H153L152 151V153H151V155H150V153H149V156H151V157H149L148 156V154H147V156L145 155L146 153H148L147 151H145L146 150V148L145 147H147L150 143V146H153V144H154V142H153V144H152V142H150V141H152V140H149V141H147V140H143V141H141V140H136V138H135V140L137 141H134L133 140V142H132V138H133V136L134 135H132L131 133L132 132H130L129 130H131L130 128H131V125H130V123L128 122V119ZM161 118V119H160ZM163 118V119H162ZM166 118V119H165ZM167 118H169L170 120H168ZM172 118V117H171ZM176 118H177V123H176ZM234 118V119H233ZM247 118V119H246ZM27 119V120H26ZM159 119V120H158ZM192 119V120H191ZM239 119V120H238ZM25 120V121H24ZM112 120V121H111ZM142 120V121H143ZM160 120H162V122H160ZM167 120V121H166ZM186 122H185V121ZM197 120V121H196ZM23 121V122H22ZM47 123H50L49 121H51V123H50V125L49 124H47ZM104 121V122H103ZM157 121H158V123L159 124H157ZM27 122H28V124H27ZM164 122H166V123H164ZM167 122H169L168 124H167ZM182 122V123H181ZM184 122V123H183ZM33 123V124H32ZM113 123V124H112ZM128 123H129V128H126V129H128V132H130V135H128V132H126L127 130H125V127L126 126H128ZM178 125V123L181 125V127L182 128H180V126L178 125H176V124ZM201 123V124H200ZM37 124L38 125H40V126H42L44 129H46V127H47V129H46V131H44V132H40V131H38L37 129H36V126H37ZM52 124V125H51ZM55 124V125H54ZM117 124H119V125H117ZM184 124H185V126H184ZM193 124V126L195 127V128H197L199 131H200V134L203 136V137H205L206 139H209V138H212V141L214 142V141H216L217 139H218V134H219V132H220V129L219 128H217V126H211V127H209L210 125H205L204 123H203V120H202V122H201V120H200V122H198V123H196V126ZM198 124H200L201 126H199ZM28 125H29V127H28ZM32 125V126H31ZM47 125V126H46ZM169 127V130H168V127ZM50 126V127H49ZM119 126V127H118ZM159 126V127H158ZM160 126H161V129H160ZM164 126H165V128H164ZM203 126V127H202ZM205 126V127H204ZM207 126L210 128H207ZM28 127V128H27ZM55 127V128H54ZM26 128V129H25ZM33 128V129H32ZM205 128H207L208 130H206ZM253 128V129H252ZM164 129V130H163ZM184 129V130H185ZM217 129V130H216ZM25 130L27 131V132H25ZM32 130V132H29V131H31ZM35 130V131H34ZM49 130V131H48ZM104 130H105V132H104ZM158 130V131H157ZM160 130V131H159ZM166 130H168V132L166 131ZM171 130V131H170ZM20 131L21 132H23V133H21L20 134ZM102 131V132H101ZM166 132L165 134H167V133H169L167 136L166 135H164L163 133H160V132ZM214 131V132H213ZM217 131V132H216ZM19 132V133H18ZM34 132L35 133H37V134H34ZM47 132V133H46ZM98 132H99V134H98ZM120 132V133H119ZM29 133L30 134H32V135H29ZM102 133V137L100 138V134ZM110 133V134H109ZM171 133V134H170ZM208 133V135H206ZM216 133V134H215ZM44 134V135H43ZM48 134V135H47ZM127 134V135H126ZM162 136H161V135ZM173 134V135H172ZM249 134V135H248ZM254 134V135H253ZM255 134H256V137H255ZM23 135V136H22ZM37 135V136H36ZM43 135V136H42ZM46 135V137L44 138V136ZM117 135V136H116ZM122 135H124V136H122ZM252 135V136H251ZM259 135V136H258ZM261 135V136H260ZM30 138H29V137ZM116 137V139L114 138V137ZM130 136H132V137H130ZM207 136H209V138L207 137ZM211 136V137H210ZM249 136V137H248ZM36 139H34V138ZM118 137V138H117ZM215 137V138H214ZM22 140V141H24V145H23V142L20 140V139ZM109 138H110V140H109ZM26 139V140H25ZM29 139H32V140H30L29 141ZM43 139V140H42ZM46 139V141H44ZM101 141H100V140ZM116 140L115 142L113 141V140ZM127 139V140H126ZM130 139V140H129ZM134 139V138H133ZM215 139V140H214ZM251 139V140H250ZM35 142H34V141ZM38 140H40V141H38ZM109 140V141H108ZM161 140V141H160ZM209 140H211V139H209ZM249 140V141H248ZM253 140V141H252ZM42 141V142H41ZM110 141H113L112 142V144L114 143V145H116V143H117V146H115V147H113L114 145H112V147L110 146L111 144H110ZM119 143H118V142ZM145 141H146V143H148V144H145ZM161 142L160 144H161V146H160V144L158 143V142ZM22 142V143H21ZM39 142H41V143H39ZM45 142V143H44ZM51 142V143H50ZM103 142H104V144H103ZM140 142V143H139ZM251 142H253V143H251ZM27 143V144H26ZM29 143V144H28ZM37 143H38V145H37ZM100 143V144H99ZM102 143V144H101ZM107 143H108V145H107ZM18 144V145H17ZM19 144H21V145H19ZM40 144H42V145H40ZM45 144V145H44ZM50 144V145H49ZM54 144V143H53ZM106 144V145H105ZM127 144H129V145H131V146H128ZM138 144V145H137ZM142 144V145H141ZM52 145V146H51ZM65 145H66V148H65ZM102 145V146H101ZM141 145V146H140ZM159 145V146H158ZM216 145V146H215ZM105 146V147H104ZM107 146V147H106ZM117 147V148H116ZM127 147V148H126ZM128 147H129V150H128ZM131 147V148H130ZM137 147H138V149H137ZM162 148V149H160V148ZM214 150L215 151H218L219 149H220V145L218 144V143H215L214 144ZM62 148H64V149H66L65 151H64V149L62 150ZM68 148H69V150H68ZM75 148V147H74ZM100 148H102V149H100ZM107 148V149H106ZM110 148V149H109ZM111 148L113 149V150H111ZM115 148L117 149V153H116V151H115ZM140 148V149H139ZM145 149V150H142V149ZM159 148V149H158ZM164 148H166V149H168V151L165 149L164 150ZM53 149V150H52ZM106 149V150H105ZM127 149V150H126ZM103 150V151H102ZM109 150H110V152L112 153L113 152V154H111L110 152H109ZM137 150V151H136ZM156 150H157V154L155 155V152H156ZM159 150V151H158ZM164 151V152H167L166 153V156H167V158H171V159H167V158H165V157H163V156H165V154L163 153V152H161V151ZM262 150V151H261ZM59 151H61L62 153H60ZM68 151V152H67ZM127 151V152H126ZM172 151H173V153H172ZM175 151V152H176ZM200 151V152H199ZM63 152H65V153H63ZM67 152V153H66ZM71 152H73L72 153V155L73 156H71ZM108 152H109V154H108ZM143 152H144V154H143ZM170 152V153H169ZM60 153V154H59ZM70 153V154H69ZM90 153V154H89ZM92 153V154H91ZM109 155V156H107V154ZM118 153H119V155H118ZM145 156V157H149L148 159H149V161L147 162V158H146V162L148 163V165H147V163L145 162V160H144V156H142V154ZM58 154V155H57ZM89 154V155H88ZM127 154V155H126ZM129 154H130V156H129ZM155 155V157L156 156H160L159 154H161V156H160V158H158V157H156L155 158V161H157V158H158V161H157V163L159 162V159H160V164L159 165H157L156 163L154 164L153 162H155L154 161V155ZM174 154V155H173ZM198 154V155H197ZM87 155V156H86ZM136 157H135V156ZM168 155L170 156V157H168ZM172 155V156H171ZM72 158H71V157ZM81 156H83V157H81ZM92 156V157H91ZM96 156V157H95ZM105 156V157H104ZM107 156V157H106ZM113 156V157H112ZM115 156V157H114ZM127 156V157H126ZM133 156H134V158H133ZM143 157V159H141L142 157ZM119 157H120V159H119ZM138 157V158H137ZM141 157V158H140ZM69 160H68V159ZM70 158L72 159V161L70 160ZM86 158H89L87 161H86ZM106 158H108L109 159V162H108V159H106ZM117 160V161H115V159ZM127 158H130V159H128V161H126L127 160ZM131 158H133L134 159V161L135 162H133V163H135V164H137V165H135V164H133V163H131L132 165L131 166H129V163H130V160H131ZM140 158V159H139ZM174 158H175V160H174ZM102 159H104V160H102ZM105 159H106V162H105ZM119 159V160H118ZM132 159V160H133ZM136 159H137V163H136ZM152 159H153V161H152ZM205 161H204V160ZM98 160V161H97ZM112 160V161H111ZM139 160V161H138ZM151 160V161H150ZM165 162H164V161ZM172 160H174V161H172ZM201 160V161H200ZM96 161V162H95ZM119 161V163H120V165H118L117 164V162ZM141 161H143V162H141ZM163 161V162H162ZM171 163L170 165H169V162ZM69 162H71V163H73V164H71V163H69ZM111 162L113 163V165L114 166H116V167H118V168H121V169H118V168H116V167H114L112 164H111ZM150 162V163H149ZM151 162H152V166H154V168L153 167H151ZM174 162V163H173ZM162 163H166L165 165H163ZM179 163V165H176V164H178ZM202 163V164H201ZM42 164V165H41ZM94 164V165H93ZM110 165V167H108L109 165ZM145 164V165H144ZM149 164H150V166H149ZM173 164V166H171ZM184 164V165H183ZM84 165L86 166V168L84 167ZM118 165V166H117ZM134 165L135 166H140L141 167V165H142V167L143 168H141L140 169V167H139V170H137V168L136 167H134ZM164 166V168H162L163 166ZM176 165V166H175ZM191 165H192V167H191ZM91 166V167H90ZM100 166H101V168H102V170L101 169H99L100 168ZM103 166H105V168H107V169H105V170H103L104 168H103ZM124 166H126L125 167V169H124ZM127 166H128V168H127ZM146 166H148V168H146ZM155 166H156V168H155ZM160 166H162V167H160ZM171 166V167H170ZM175 166V167H174ZM180 166V167H179ZM72 167V168H71ZM157 167H159V169L157 168ZM172 167H173V170H172ZM185 167V168H184ZM46 168V169H45ZM131 168V169H130ZM135 170H134V169ZM150 169V172L149 173H147L148 171H146L145 169ZM168 168V169H167ZM169 168H170V171H169ZM39 169H42V171L41 170H39ZM69 169V170H68ZM100 170V172L98 173V171ZM110 169V170H109ZM124 169V170H123ZM130 171H129V170ZM133 169V170H132ZM152 169V170H151ZM155 169H157V170H155ZM160 169H162L163 170V172L164 171H166L165 169H167V171L169 172V173H171L172 174V176H170V177H172L171 179H168V180H171V181H173L174 182V184H176L177 185V187H176V185H174V186H170L171 184H170V182L167 180V182H165L166 180H164V178L162 177V175L160 174V172L163 174V172L160 170ZM179 169V170H178ZM188 169V170H187ZM40 171V173H38L39 171ZM97 170V171H96ZM108 170V171H107ZM115 172H114V171ZM126 170V171H125ZM136 170L139 172H136ZM144 170V171H143ZM153 170H155V172L153 171ZM45 171H46V173L48 174H46L45 175ZM105 171H106V174H105ZM133 171V172H132ZM146 171V172H145ZM151 171H153L155 174H152V172ZM166 171V173H167V175H171V174H169L168 172ZM172 171V172H171ZM175 171V172H174ZM178 171H180L179 173L180 174H178L177 172ZM185 171H187V172H185ZM43 172V173H42ZM80 172V173H79ZM125 172H127V174H125ZM134 172H136V173H134ZM144 172H145V176H146V178H145V176H144ZM156 172L159 174V175H157V176H155L156 175ZM182 172V173H181ZM112 173V174H111ZM120 173V174H119ZM138 173V174H137ZM178 175H177V174ZM188 173V174H187ZM98 174L99 175H101V174H103V175H101V176H98ZM116 174H117V176H116ZM133 174V175H132ZM40 175H42V176H44V177H42V176H40ZM54 175V176H53ZM105 175H106V178H108V179H106L105 178ZM109 175V176H108ZM122 175V176H121ZM152 175H154V176H152ZM175 175H177V179H174V178H176V176ZM186 175V176H185ZM192 175V176H191ZM16 176V177H15ZM36 176H38V178H36ZM103 176V177H102ZM121 176V177H120ZM130 177V178H126V177ZM142 176H144V178L142 177ZM175 176V177H174ZM183 176H185V179H184V177ZM191 176V177H190ZM194 176V177H193ZM46 177V178H45ZM65 177H66V179H65ZM98 177V178H97ZM118 177V178H117ZM134 177H136L137 179H139L140 177V179L139 180H135V182L133 181L134 180ZM152 177V178H151ZM154 177V178H153ZM183 177V178H182ZM12 178H15L14 179V181H13V179ZM35 178V179H34ZM102 178V181H100L99 179H101ZM112 178V179H111ZM120 178L122 179V180H120ZM158 178H160L159 180H157L158 182L156 183V185L158 186H156L155 184H153L154 183V180H156V179H158ZM186 178H188V179H186ZM191 178H193V179H195L194 181L191 179ZM11 179H12V181H11ZM11 179L9 180V179H7L8 180V182H12L13 183V185H14V187H16L17 189L19 188L18 186H17V181H18V176L17 175H14V177L12 176L11 177ZM63 180V182H62V180L61 181H59V180ZM125 179H126V181H125ZM144 179V181H140V180H143ZM151 179H153V180H151ZM164 180V184L163 183H161L163 180ZM191 179V180H190ZM6 179H5V181H7ZM99 180V181H98ZM112 180V182H110ZM121 181V184L119 183V181ZM145 180H151V181H146V183H145ZM177 180H179V181H177ZM184 180H187L186 182L184 181ZM198 180V181H197ZM36 181V180H35ZM104 181H106V183L104 184ZM138 181V182H137ZM141 183H144V184H141L140 186H138L139 184H140V182ZM185 182V183H183V182ZM62 182V183H61ZM101 182V183H100ZM126 182H129L128 184H125ZM150 182H152L151 183V185H150ZM156 182V181H155ZM173 182H171V183H173ZM176 182V183H175ZM178 182H179V185H178ZM192 184H191V183ZM15 183V184H14ZM52 183H53V181H52ZM148 183H149V185L150 186H152V185H154V186H152V187H154V188H152V189H147L146 187H150V186H148ZM159 183V184H158ZM168 185H167V184ZM181 183H182V185H181ZM11 184V183H10ZM109 184V185H108ZM161 184V185H160ZM163 184V185H162ZM186 184H191L190 186H192V187H190V186H188V185H186ZM195 184V185H194ZM126 185V186H125ZM133 185H135L134 186V188H133ZM144 185V186H143ZM164 185H166L165 186V189L163 188V186ZM198 185H199V187H198ZM111 186V187H112ZM146 186V187H145ZM156 186V187H155ZM160 186V187H159ZM184 187V188H182V187ZM136 187H138V188H136ZM142 187H144V188H142ZM168 187L170 188V190L168 189ZM180 187H181V190H180ZM145 188H146V190H145ZM162 189V191H164V192H162V191H159L160 189ZM167 188V189H166ZM189 188V189H188ZM191 188V189H190ZM194 188V189H193ZM238 188V187H237ZM142 189V190H141ZM153 189H155V190H153ZM157 189V190H156ZM194 190V192H193V190ZM19 190V189H18ZM126 190V191H125ZM150 190V191H149ZM151 190H152V192H151ZM167 190H169L168 192H167ZM187 190V191H186ZM188 190H190L189 192L190 193H188ZM124 191H125V193H124ZM146 191H148V193L146 192ZM184 191V192H183ZM239 191L240 192H242V190H240L239 189ZM144 192H146V193H144ZM158 192H160V193H158ZM183 192V193H182ZM192 192V193H191ZM156 193H158V197L156 196L157 194ZM163 193H165V195H166V193H168V195H164V196H162L163 195ZM187 193V194H186ZM196 193H198V195L196 194ZM162 194V195H161ZM190 194V195H189ZM193 194V195H192ZM187 195V196H186ZM192 195V197H190ZM196 197H195V196ZM199 196V197H198ZM169 197H171V195L169 196ZM183 198V200H182V198ZM158 198V199H157ZM167 198V199H166ZM188 198H190V199H188ZM199 199V200H197V199ZM214 198V199H213ZM163 199H164V201H163ZM171 199H172V197H171ZM186 199H188V201H186ZM191 199H192V201H191ZM157 200H159V201H157ZM162 200V201H161ZM185 200V201H184ZM195 200V201H194ZM215 200V203L213 202ZM256 200H257V202L259 203V204H263L264 205V189H261L260 191H259V193L257 194V196H256ZM84 202H82V204H84L83 206H86V207H89V206H91V204L89 203V201H86V200H83ZM161 201V202H160ZM167 201V202H166ZM191 201V202H190ZM211 201V202H210ZM35 203V202H37L36 200H33V198H32V201H31V203ZM87 202H88V204H87ZM158 202H159V204H158ZM163 202V203H162ZM166 202V203H165ZM171 204H170V203ZM183 203V204H182ZM188 203L189 204V206L191 207V208H189L188 207V204L186 205V204ZM36 204V203H35ZM166 204V205H165ZM168 204H170V207H171V209H170V207H168ZM196 204V205H198V206H196L195 205V208H194V205ZM217 204V205H216ZM111 205V206H110ZM160 205V206H159ZM215 205H216V207H215ZM114 206H116V207H114ZM172 206L175 208H173L172 209ZM186 206V207H185ZM208 206H209V208H208V210H212V209H214V210H218V206H219V202H218V200H217V198H215L214 196H212V197H210L209 199H208ZM161 207V208H160ZM166 207L168 208V209H166ZM188 207V208H187ZM212 207V208H211ZM117 208V209H116ZM194 208V209H193ZM254 208V207H253ZM253 208H249V210L247 211V210H245V214L246 213H248V214H246V215H251L252 216V214H254L255 213V208L253 209ZM253 209V210H252ZM164 210V211H163ZM167 210V211H166ZM168 210H169V213H171V216H170V214L168 213ZM119 211V212H118ZM171 211H174V212H171ZM177 211V212H176ZM252 211V212H251ZM114 212V213H113ZM120 212H121V214H123V212L125 213V214H123V217H122V215H120ZM179 212V213H178ZM131 213V214H130ZM147 213V215H143V214H146ZM168 213V214H167ZM178 213V214H177ZM252 213V214H251ZM133 214V215H132ZM139 214H142V215H139ZM202 216H203V219L205 220V223H206V226H207V228L212 232V234H214V236H216L217 237V240H218V243H214L213 244V246L211 247V253L213 254V257H216V258H218L219 256V254H220V248H221V246H224L225 248H226V250H227V252H228V259H226V261H225V264H234V260L237 258V256H238V246H237V243H236V241L235 240H233L232 238H230L229 237V235L227 234V233H223L222 234V232H217L215 229L217 228V226H218V224H219V220L221 219L220 218V215L217 213V214H214L213 216H211V217H209V212L208 211H206V212H202ZM116 217H115V216ZM120 215V216H119ZM124 215H128L126 218L124 217ZM137 215L139 216V217H137ZM176 215H179V217L178 216H176ZM208 217H207V216ZM131 216H133V217H131ZM134 216H135V219H136V221L134 220ZM145 216V217H144ZM147 216V217H146ZM112 217V218H111ZM130 217H131V219H130ZM141 217V218H140ZM157 217H158V219H157ZM166 217H168V218H166ZM171 217V218H170ZM216 217V218H215ZM126 220H124V219ZM144 218H146V223H148V225L145 223V221H144ZM147 218H148V221H147ZM164 219L165 220V222H166V219H167V222H166V224L168 225H166L165 226V222H161V220L162 219ZM166 218V219H165ZM208 218V219H207ZM139 219V220H138ZM140 219H141V222H140V224L138 223L139 221H140ZM143 219V220H142ZM149 219H150V221H149ZM161 219V220H160ZM15 220H16V222H15ZM15 220H11L7 225H9V226H6L5 227V231H9V234H11V236H12V241L15 243H21V242H23V240H25L24 238H27V237H29V236H31V235H34V233H36L35 235H36V237L38 236V240L40 241V242H42L43 244H46V245H44L45 246V250H44V252H45V254H47V255H51V253L53 254L54 252H51V251H54L56 248L58 249L61 245H59V244H62L63 245V242H66L65 244L67 245V240L69 241L68 242V247L70 246V248H71V241L73 240L72 238H63L62 239V236L63 237H65V235H63L64 234V232H62V231H60L59 232V230H56L58 233V235L60 234V237L56 234V231H55V233H54V231H51V229H49L48 227H47V225L46 224H44L43 222L41 223V222H38L35 226H34V232L33 231H27L25 234L26 235H24V234H22L21 233V231H20V229H22L23 227V224H24V220L23 219H15ZM116 220V221H115ZM117 220H119V221H117ZM124 222H123V221ZM135 221V223H136V227H137V224L139 225V227H138V229L135 227H133L132 225H134L135 226V223L133 224V222ZM173 220H175V222L173 221ZM218 220V221H217ZM112 221H113V223H112ZM122 223H121V222ZM129 221H130V224H129ZM143 221H144V223H145V225H147L148 226V228L151 226V228H149V230L150 229H154L153 228V226L155 225L156 227L155 228H157L158 230H159V232H160V230H162L161 232H162V234L164 233V230L163 229H161V227L162 228H164V226L166 227V231L167 232H165V234H163L164 235V237H163V235L161 234V233H159L158 234V232L156 231V233H154L153 231V233H154V236L157 238H159V239H162V238H164L163 240H162V246H163V248H158L156 245L157 244H159L158 246L159 247H161V244H160V242L161 241H158L159 239H156V238H154L153 239V241L154 242H150V241H148V240H150V239H148V237L150 238L151 237V239L154 237V236H152L153 235V233H150L151 232V230H150V232L148 231V229H147V226L145 227V225L144 224H142L143 223ZM15 222V223H14ZM19 222V223H18ZM23 222V223H22ZM105 222H106V224L107 223H109V225H110V227H109V225H108V229H106L107 228V226L105 225ZM128 222V223H127ZM131 222H132V224H131ZM14 223V224H13ZM41 223V224H40ZM99 223V224H98ZM149 223H150V226H149ZM161 223V225H162V223H164V226L162 225V226H160L159 224ZM173 225H172V224ZM22 224V225H21ZM42 224H44V225H42ZM90 224V225H89ZM91 224H93V225H91ZM96 224H97V226H96ZM103 224V225H102ZM117 224V225H116ZM120 224H123V225H121L124 229H126L127 230V232H126V230L124 231V232H126V233H124L123 232V228L121 227V226H119ZM128 224V226H125V225H127ZM157 224H158V226H160V229H159V227H157ZM213 224V225H212ZM14 227H13V226ZM17 225H19V226H17ZM40 225H42L41 226V228H40ZM105 225V226H104ZM113 225H114V227H113ZM131 225V226H130ZM144 225V226H143ZM171 227H170V226ZM10 226H12V228L10 227ZM17 226V228H15ZM38 228H37V227ZM96 228H95V227ZM142 226V228H146L147 229V232H146V229L144 230L143 229V231L144 232H146V234L144 233V235H143V233H141L140 231H142V230H140L139 228ZM176 226V227H175ZM42 227H44L45 229H42ZM89 227V228H88ZM94 227V228H93ZM117 227H119V229L117 228ZM128 229H127V228ZM130 227V228H129ZM173 227V228H172ZM178 227H180V228H178ZM19 228V229H18ZM92 228V229H91ZM100 229V228H102V229H100L99 231H98V229ZM103 228H104V230L106 231H104L103 230ZM113 228L115 229V231L113 230ZM117 228V229H116ZM120 228H122L121 230H120ZM133 228V230H135V229H137V230H135V231H131L130 229H132ZM141 228V229H142ZM168 228H170V229H168ZM175 228H178V230H176ZM7 229V230H6ZM16 229H18V230H16ZM38 229V230H37ZM40 229V230H39ZM42 229V230H41ZM93 229H95V230H93ZM12 230H13V232H12ZM43 230H44V232L45 231H49V232H53V234L52 233H47V232H45L44 234H43ZM91 230V231H90ZM111 230H112V232H111ZM118 230H119V233L120 234H117L118 233ZM138 230H140L139 232H140V234L142 235V236H147L146 238H144V237H142V238H140L141 239V241H139L140 239H139V236L141 237V235L139 234V232H138ZM170 230H172V232L170 231ZM11 231V232H10ZM41 231H42V233H41ZM98 233H97V232ZM102 231V232H101ZM103 231H104V233H106L105 235H103L104 233H103ZM114 231V232H113ZM116 231H117V233H116ZM121 231V232H120ZM128 231H130L131 233H133V235L130 233V232H128ZM168 231H170L171 233H173L174 232V234H169V232ZM176 231H177V233H176ZM18 233V235H17V233ZM92 232H94L93 234H92ZM122 232L124 233V234H122ZM136 232H138V234H136ZM151 234V235H147V234H149V233ZM12 233H13V235H12ZM21 233V234H20ZM31 233V235H29ZM63 233V234H62ZM89 233V234H88ZM103 233V234H102ZM111 233V234H110ZM129 233V234H128ZM134 233H135V236H134ZM168 233V234H167ZM179 233V234H178ZM221 233V234H220ZM19 234H20V236H19ZM49 234V235H48ZM93 236H91V235ZM95 234H98L97 235V238H96V236H94ZM113 234H114V236H113ZM117 234V235H116ZM126 234H128V235H126ZM131 234V235H130ZM158 234V235H157ZM177 234H178V236H177ZM22 235H24V236H22ZM28 235V236H27ZM41 235H43V236H41ZM45 235H46V237H45ZM87 235H88V237H87ZM107 235V236H106ZM139 235V236H138ZM165 235H167L166 237L169 239V238H171L170 240H166V237H165ZM169 235L171 236V237H169ZM175 236V238H174V236ZM16 236V237H15ZM49 236V237H48ZM51 236V237H50ZM53 236H54V238H53ZM90 236H91V238H90ZM105 236V237H104ZM111 236V237H110ZM123 236V237H122ZM129 236V237H128ZM161 236V237H160ZM173 236V237H172ZM178 237V239H176L177 237ZM18 237L20 238V239H18ZM24 237V238H23ZM41 237V238H40ZM43 237H44V239L45 240H43L42 241V239H43ZM56 237H58V238H56ZM99 237V238H98ZM108 237H109V239H108ZM131 237H132V240L134 241V237H135V239L137 240V241H132L131 243H129L130 241H131ZM87 238H90L89 240H87ZM93 238V239H92ZM105 238H107V239H105ZM174 238V239H173ZM54 241H53V240ZM60 239H62V241L60 240ZM67 239V240H66ZM97 239V240H96ZM100 239H102V241L100 240ZM122 239H124L123 240V243H122ZM139 239V240H138ZM145 239H148V240H145ZM19 240V241H18ZM20 240H22V241H20ZM52 240V241H51ZM66 240V241H65ZM165 240V241H164ZM173 240H175V241H173ZM233 240V241H232ZM50 241V242H49ZM58 241H60V242H58ZM167 241H169V242H167ZM171 241H173V242H171ZM177 241H179V242H177ZM54 244H53V243ZM57 242L59 243L58 245H56L57 244ZM73 242V241H72ZM87 242V243H86ZM106 242V243H107ZM125 242L127 243L128 242V244H125ZM143 242V243H142ZM149 242L151 243V245H149ZM52 243V245H50ZM137 243H141V245H136ZM145 243V244H144ZM163 243H165L166 244V246H165V244H163ZM167 243H170V248L172 247V249H170L169 248V244H167ZM193 243H196L195 241L193 242ZM122 244H123V246L124 245H126L125 247H123L122 246ZM130 244H131V248H129V246H130ZM133 244L136 246L135 248H134V246H133ZM153 244V245H152ZM176 244V245H175ZM149 245V246H148ZM49 246V247H48ZM50 246H51V248H50ZM59 246V247H58ZM72 246H74L73 244H72ZM137 246H140L139 248L140 249H137ZM146 246V247H145ZM152 246H154V248L157 250V252H156V250L152 247ZM182 246V247H181ZM145 247V248H144ZM148 247H150L149 248V250L148 249H146V248H148ZM165 247V248H164ZM175 247V248H174ZM126 248H129L130 250H125ZM166 248H168V251H167V249ZM174 248V249H173ZM183 248V249H182ZM134 249V250H133ZM143 249V250H142ZM159 249V250H158ZM161 249V250H160ZM165 249V250H164ZM138 251V252H136V251ZM173 251V252H177L179 255H178V257L176 256L177 255V253L175 254V253H172V252H170V251ZM231 250V252H229ZM56 251V250H55ZM124 251H126V252H124ZM128 251H131L130 253L128 252ZM132 251H133V253H132ZM155 251V252H154ZM212 251H214V253L212 252ZM215 251H216V253H215ZM128 252V253H127ZM139 255V257H137L138 255H136V253ZM145 253V254H139V253ZM162 252H168V253H166V255L163 253V255H162ZM116 253H117V255H116ZM124 253H125V255H124ZM159 253V254H158ZM171 253V254H170ZM218 253V254H217ZM119 254V255H118ZM127 254H129V256L127 255ZM132 254V255H131ZM151 254H153V256L151 255ZM158 254V255H157ZM122 255H124V256H122ZM136 257H135V256ZM141 255V256H140ZM146 255V258H145V261H144V263L143 264H149L150 262H151V258H149L148 256ZM154 255H155V257H154ZM168 255V256H167ZM215 255V256H214ZM119 256V257H118ZM126 256H128L127 257V259H126ZM131 256L132 257H134L135 259H132L131 258ZM157 256V257H156ZM160 256V257H159ZM121 257H124V258H122L121 259ZM148 257V258H147ZM165 257V258H164ZM171 257H173V259L171 258ZM115 260H114V259ZM118 258V259H117ZM130 259V261H128L129 259ZM169 258V259H168ZM119 259H121V260H119ZM136 259H139V261H137ZM142 260V262H140L141 260ZM158 259V260H157ZM117 260H119L120 262H118L117 263ZM123 260H124V262H123ZM126 260V261H125ZM132 260V261H131ZM147 260H149V262L147 261ZM166 260V261H165ZM177 260V261H176ZM135 261V262H134ZM147 261V262H146ZM168 261V262H167ZM170 261V262H169ZM140 262V263H139ZM174 262H177V263H174ZM155 263V261L153 260V262L151 263V264H154ZM155 264H157V263H155ZM182 264V263H181ZM255 264H258V263H255Z\"/></svg>",
	"mask_w": 264,
	"mask_h": 264
},
{
	"label": "bare ground",
	"instance_id": "6f19581e",
	"mask_svg": "<svg viewBox=\"0 0 264 264\" xmlns=\"http://www.w3.org/2000/svg\"><path fill=\"white\" fill-rule=\"evenodd\" d=\"M33 1V0H32ZM62 1V0H61ZM77 1V0H76ZM89 2H90V0H88ZM88 1L87 0H82V1H80V3H81V6H79V7H81L82 9L81 10H83V11H81V12H85L86 10L88 11V8L90 7L89 5L90 4H88ZM157 1V0H156ZM155 1V2H156ZM160 1V0H159ZM200 1V0H199ZM198 1V2H199ZM226 1V0H225ZM223 2V4L224 3H226V2ZM229 1H231V0H229ZM228 1V2H229ZM234 1V0H233ZM236 1V0H235ZM242 1V0H241ZM240 1V2H241ZM245 2H246V0H244ZM260 1H262V0H260ZM11 2V4H13L12 2H13V0L12 1H10ZM9 2V3H10ZM66 2H67V0H66ZM73 2H74V0H73ZM158 2V1H157ZM204 1H202V3H203ZM207 2V1H206ZM212 2H215V1H212ZM216 2H217V0H216ZM219 2V1H218ZM217 2V3H218ZM238 2V1H237ZM236 2V3H237ZM252 2V1H251ZM250 2V3H251ZM264 2V1H263ZM1 3H3L2 1H1ZM57 3H59V1L57 2ZM68 3V2H67ZM78 2H76V4H77ZM126 3V2H125ZM127 3H130V2H127ZM131 3H133V2H131ZM207 3H209V2H207ZM211 3V2H210ZM209 3V4H210ZM235 3V2H234ZM234 3H231V4H233V6L235 5ZM244 3V2H243ZM250 3H248L249 5H250ZM255 3V2H254ZM4 4V3H3ZM30 4V3H29ZM49 4V3H48ZM118 4V3H117ZM152 4V3H151ZM204 4V3H203ZM213 4V3H212ZM215 4V3H214ZM220 4V3H219ZM229 4V3H228ZM2 5V4H1ZM51 5V4H50ZM63 5V4H62ZM92 5V4H91ZM121 5V4H120ZM143 4H141V3H139V2H134L133 3V5L131 4V5H129L130 6V8H129V14L128 15H126V17L124 18V19H122L121 20V22H120V24L119 23H117L116 25V27H119L118 26V24L120 25V28L122 29V33L120 34V35H118L120 32H118L117 31V35H116V33H114L116 30L114 29V32H113V34L114 35H116L115 36V38L117 39V41H118V39H119V36H121L120 38H121V40H120V44L121 45H123L124 44V42L122 43L121 41H122V39L123 38H126L127 40L129 39V40H132L133 42H135V43H137L138 44V47L136 46V50L135 51H128L129 52V54L126 56L127 58H128V60L130 59V58H137L138 59V63L136 64V65H134V66H140V65H142L143 63H145V62H143V60L144 59H146L147 57H148V55L149 54H147V50L150 48V46L152 45V44H154V40L155 39H157V37H159L158 35L159 34H157V32H156V26H158V24H165L167 21H169V18H168V16H167V18H165V17H163V16H160V17H157V16H155L154 15V10H156V8L155 9H151V7H150V9L149 8H145V7H143L142 6ZM164 5V4H163ZM192 5V4H191ZM190 5V6H191ZM195 5H197V4H194V5H192V6H195ZM211 5V4H210ZM227 5V4H226ZM226 5H224V6H226ZM240 5V4H239ZM245 4H243L242 5V7L240 6V8H245V7H243ZM252 5V4H251ZM254 5H257V3H255ZM4 6V5H3ZM13 6H16V5H13ZM17 6H18V4H17ZM16 6V7H17ZM32 6V5H31ZM45 6V5H44ZM100 6V5H99ZM122 6V5H121ZM121 6H119V8H121ZM215 6V5H214ZM217 6V5H216ZM223 6V7H224ZM233 6H232V9H234L233 8ZM236 7L238 6V4L237 5H235ZM246 6V8H245V10L247 9V10H249V8H251V7H249V8H247V4L245 5ZM35 7V6H34ZM62 8H64V6H61ZM67 7H68V4H67ZM73 7H75V6H73ZM72 7V8H73ZM164 7V6H163ZM202 7V6H201ZM204 7V6H203ZM202 7V8H203ZM222 7V9H224ZM228 7H230V4H229V6ZM228 7L226 8V9H228ZM262 7H264V6H262ZM3 8V7H2ZM1 8V9H2ZM4 8H6V9H4V11L3 12H0V19H4L3 17H4V15L6 14L5 12V10H7V8L8 7H4ZM10 8H11V5H10ZM18 8V7H17ZM65 8H66V6H65ZM101 8H102V6H101ZM100 8V11L102 10ZM153 8V7H152ZM205 8V7H204ZM218 8H220V7H218ZM218 8H216V11L218 10ZM238 8V7H237ZM255 8V7H254ZM259 8H261L259 5H258V9ZM21 9V8H20ZM76 9V8H75ZM80 9V8H79ZM78 9V10H79ZM96 9V8H95ZM185 9V8H184ZM197 9V8H196ZM211 9V8H210ZM213 9H215V8H213ZM240 10V11H244V12H246L245 10ZM253 9V8H252ZM251 9V10H252ZM262 9H264V8H262ZM92 12H93V10H94V8L93 9H90ZM97 10V9H96ZM96 10H94V13L93 14H95V12H96ZM125 10H127V8L125 9ZM165 10V9H164ZM175 10V9H174ZM195 9H193V12L195 13L196 11H194ZM201 9H199V11H200ZM204 10V9H203ZM205 10H209V9H207V6H206V8H205ZM254 10V12H255V10L256 9H253ZM252 10V11H253ZM10 10L8 9V11L7 12H9ZM13 11V10H12ZM23 11H25L26 12V10H22V12ZM61 11V10H60ZM59 11V12H60ZM90 11V12H91ZM99 11V13H101ZM104 11V10H103ZM122 11V10H121ZM120 11V12H121ZM161 11H163V10H161ZM178 11V10H177ZM184 11V10H183ZM229 11H231L230 9H228V11L227 12H229ZM234 11V10H233ZM33 12H35V11H33ZM75 12V11H74ZM78 12V11H77ZM77 12H75V14H77ZM89 12V13H90ZM91 12V13H92ZM119 12V13H120ZM170 12H171V10H170ZM189 12V11H188ZM198 12V11H197ZM196 12V13H197ZM203 13H202V15L204 14V11H202ZM213 12V11H212ZM241 12V13H242ZM243 12V13H244ZM260 13H262L261 11H259ZM11 13V12H10ZM13 13V12H12ZM12 13L9 15L8 14V16H9V19L11 20V21H13V16H12ZM45 13V12H44ZM79 14H80V12H78ZM82 13V14H83ZM86 13V12H85ZM84 13V14H85ZM88 13V12H87ZM89 13H88V15L87 14H85V15H87V17H89ZM90 13V17L89 18H91L92 16V14ZM105 13V12H104ZM201 13V12H200ZM200 13H198V14H200ZM217 12H215V14H216ZM219 13V12H218ZM235 13L236 14H234V15H236L235 17H237V14L239 13V12H237V10L235 11ZM241 13L240 14H238V15H241ZM247 13V15H248V13L249 12H246ZM253 13V12H252ZM252 13H249V15H252ZM256 13V12H255ZM258 13V12H257ZM72 14V13H71ZM74 14V15H75ZM79 14H77L78 16H79ZM81 14V15H82ZM96 14L98 15V12H96ZM123 14V13H122ZM121 14V15H122ZM163 14V13H162ZM166 14V13H165ZM183 14H185L186 15V13H183ZM226 14V13H225ZM229 14H231L230 12H229ZM263 14V13H262ZM7 15V14H6ZM56 15V14H55ZM77 15H75V16H77ZM169 15H171V13L169 14ZM173 15V14H172ZM176 15V14H175ZM202 15H200V18H202L201 16ZM214 15V14H213ZM220 15H221V13H220ZM233 15V16H234ZM242 15H244V14H242ZM254 15H257V14H253V16ZM259 15V14H258ZM258 15L256 16L257 18H258ZM21 16V15H20ZM25 16V15H24ZM65 16V15H64ZM73 16V15H72ZM82 16H84V15H82ZM99 16H101L100 14H99ZM99 16H97L99 19H100V17ZM107 16V15H106ZM123 16V15H122ZM174 16V15H173ZM179 16H180V14H179ZM190 16H192V13H191V15ZM206 16V15H205ZM205 16H204V19H205ZM208 16V15H207ZM209 16H211L210 14H209ZM217 16H219V14L217 15ZM253 16H251V17H253ZM259 16H261V20L262 21H264L263 19H262V16L263 15H259ZM42 16H39V18H41ZM44 17V16H43ZM46 17V16H45ZM50 17V16H49ZM53 17V16H52ZM61 17V16H60ZM80 17V16H79ZM97 17H94V19H95V27H96V23H98V20H97V22H96V19H97ZM175 17V16H174ZM196 17V16H195ZM213 17H215V16H213ZM222 17V16H221ZM223 17H224V15H223ZM231 17H232V15H231ZM242 17V16H241ZM241 17H239L240 19H241ZM248 17V16H247ZM255 17V18H256ZM62 18H64V17H62ZM78 18V17H77ZM81 19L83 18V17H80ZM85 18H86V16H85ZM93 18V17H92ZM107 18V17H106ZM115 18V17H114ZM172 18V17H171ZM180 18H182V16L180 17ZM187 18V17H186ZM192 18V17H191ZM199 18V16L197 17V19ZM217 18V17H216ZM219 18V17H218ZM225 18H228V17H225ZM224 18V19H225ZM239 18H237V19H239ZM254 18V17H253ZM252 18V19H253ZM257 18H256V21H257ZM27 19V18H26ZM42 19V18H41ZM45 19V18H44ZM43 19V20H44ZM48 19V18H47ZM66 19V18H65ZM70 19H73V18H70ZM79 19V18H78ZM77 19V20H78ZM183 19V18H182ZM196 19V18H195ZM196 19V22H198V20ZM213 19H215V18H213ZM231 19V18H230ZM234 19V18H233ZM236 19V18H235ZM239 19V20H240ZM247 19H250L249 17L247 18ZM246 18H245V21L247 20ZM259 19H260V17H259ZM259 19H258V24H259ZM80 20V19H79ZM83 20V19H82ZM91 20H93V19H91ZM91 20H85V21H83L84 23H86L87 21V23L88 24H85V25H83V31L85 30V28L87 29V28H89V22L90 23H92L91 22ZM101 20V19H100ZM104 20V19H103ZM113 20V19H112ZM181 20V19H180ZM200 20V22H202L201 21V19H199ZM208 20H211L210 18H208ZM228 20H229V18H228ZM255 19H253V21H254ZM5 21H7V20H5ZM15 21V20H14ZM46 21V20H45ZM53 21V20H52ZM72 21V20H71ZM119 21V20H118ZM188 21H189V19H188ZM222 21H223V19H222ZM226 21V20H225ZM230 21V20H229ZM233 21H235V20H233ZM232 21V19H231V22H233ZM238 21V20H237ZM236 21V22H237ZM250 21V23H252L253 21H251V20H249ZM256 21H254V23L256 22ZM34 22V21H33ZM72 22H76V21H72ZM82 22V23H83ZM101 22H102V20H101ZM112 22V21H111ZM190 22V21H189ZM199 22V23H200ZM211 22V21H210ZM221 22V21H220ZM219 22V23H220ZM2 23V22H1ZM79 23V22H78ZM81 23V22H80ZM79 23V24H80ZM81 23V24H82ZM83 23V24H84ZM190 23H192V21L190 22ZM212 24L213 23H217L216 22V19H215V22H214V20L211 22ZM242 23V22H241ZM240 23V24H241ZM3 24H4V22H3ZM9 24V23H8ZM12 24H14L13 22H12ZM40 25H42V23H39ZM54 24V23H53ZM70 24V23H69ZM78 24V25H79ZM94 24H92L93 25V27L92 28H95L94 27ZM103 24V23H102ZM101 24V25H102ZM111 24V23H110ZM109 24V25H110ZM218 24V23H217ZM222 24H226V22H224V23H222ZM230 24V23H229ZM234 24H236V23H234L233 22V25ZM237 24H239L238 22H237ZM243 24V23H242ZM249 24V23H248ZM247 24V26L249 27V25ZM256 24V23H255ZM258 24H256V26L258 25ZM6 25V24H5ZM15 25V24H14ZM67 25V24H66ZM71 25H73V23L71 24ZM88 25V27H86ZM100 25V26H101ZM106 25V24H105ZM189 25V24H188ZM192 25V24H191ZM195 25H196V23H195ZM208 25V24H207ZM231 26H232V24H230ZM252 27L254 26V25H252V24H250ZM22 26V25H21ZM34 25H32V26H30V27H33ZM37 26V25H36ZM47 26V25H46ZM76 26H77V24H76ZM75 26V29H78V31H82V30H80L79 29V27L80 28H82V26H79L78 28ZM91 26V25H90ZM202 27H204V25L202 24L201 25ZM210 26H212V25H210ZM226 26H228V25H226ZM235 26V25H234ZM49 27H50V25H49ZM49 27H47V28H49ZM61 27V26H60ZM104 27V26H103ZM168 27H169V25H168ZM174 27V26H173ZM199 27H200V25H199ZM213 27H214V25H213ZM238 27H241V25L239 26L238 25ZM255 27V26H254ZM258 27V26H257ZM260 27H261V25H260ZM10 28H11V26H10ZM37 28H39L38 26H37ZM37 28H32V30H37V31H39V29H42V28H39V29H37ZM71 27H69V29H70ZM98 28V27H97ZM120 28H119V31H120ZM175 28V27H174ZM197 28H198V26H197ZM216 28V27H215ZM225 28V27H224ZM245 27H243V28H241L240 29V31L242 30V29H244ZM9 29V28H8ZM7 29V30H8ZM18 29V28H17ZM75 29H74V31H75ZM89 29H91V27L89 28ZM88 29V30H89ZM118 29V28H117ZM171 29V28H170ZM192 29V28H191ZM199 29V28H198ZM208 29H210V28H208ZM211 29H213V28H211ZM217 29V28H216ZM219 29V28H218ZM226 29H228V28H226ZM234 29H236V28H234ZM252 29V28H251ZM256 29V28H255ZM9 30H11V29H9ZM14 30V29H13ZM29 30V29H28ZM58 30V29H57ZM94 30V29H93ZM93 30L92 31H90V33L92 32V33H94V35L97 33L98 34V32H97V30H96V32H93ZM176 30V29H175ZM214 30V29H213ZM212 30V31H213ZM231 30V29H230ZM238 30V29H237ZM246 30H247V28H246ZM5 31V30H4ZM42 31H44V30H42ZM47 31V30H46ZM81 32L82 33V36H84L85 35V33L86 32ZM85 31H87V30H85ZM189 31H191V30H189ZM194 31V30H193ZM219 31V30H218ZM257 31H259V29L257 30ZM12 32V31H11ZM31 32H35V31H31ZM49 32V31H48ZM66 32H68V30L66 31ZM103 32H105V30L103 31ZM175 32V31H174ZM261 33H263V31L261 30L260 31ZM22 33H24V32H22ZM45 32H42V34H44ZM63 33V32H62ZM62 33H60V35L62 34ZM83 33H84V35H83ZM89 33V32H88ZM91 33V34H92ZM101 32L99 31V34H100ZM155 33H156V36H154L155 35ZM234 32H232V34H233ZM235 33H237L236 31H235ZM33 34V33H32ZM91 34H89V35H91ZM208 34V33H207ZM212 33L210 32V35H211ZM227 34V33H226ZM2 35V34H1ZM27 35V34H26ZM30 35V34H29ZM35 35V34H34ZM47 35H50L49 33L47 34ZM63 35H64V33H63ZM62 35V36H63ZM75 35V34H74ZM77 35V34H76ZM110 35H111V33H110ZM114 35H112V36H114ZM239 35V34H238ZM263 35V34H262ZM36 36V35H35ZM41 36V35H40ZM42 36H44V35H42ZM61 36V37H62ZM85 36H87V33H86V35ZM85 36H84V40H85ZM92 36V35H91ZM178 36V35H177ZM204 36V35H203ZM206 36V35H205ZM213 36V35H212ZM234 36V35H233ZM264 36V35H263ZM13 37V36H12ZM46 37V36H45ZM64 37V36H63ZM80 37H81V34H80ZM78 38V35L76 36V38H78L77 40H80L81 38ZM93 37V36H92ZM172 37V36H171ZM173 37H175V35L173 36ZM210 37V36H209ZM236 37H237V35H236ZM25 38H28V36H26ZM33 38V37H32ZM69 38V37H68ZM87 38V37H86ZM96 38V37H95ZM98 38H100V36L98 37ZM104 38V37H103ZM109 38H111V37H109ZM115 38H114V43L115 42H117L116 40H115ZM170 38V37H169ZM189 38V37H188ZM201 38H202V36H201ZM206 38V37H205ZM235 38V37H234ZM243 38V37H242ZM263 38V37H262ZM21 39V38H20ZM29 40H30V38H28ZM62 39H65V37L64 38H62ZM91 39H93V38H91ZM112 39V38H111ZM239 39V38H238ZM237 39V40H238ZM17 40V39H16ZM29 40H27V41H29ZM73 40H75V37L73 36ZM73 40L71 41L70 40V42L71 43H74L73 42ZM84 40H82L81 42H80V44L79 45H81V47L79 46V48H84V51H85V47H84V45L88 48V46L90 45V42H91V40L89 39V42H88V39H86L87 41L85 42V44L83 43L84 42ZM100 40V39H99ZM201 40V39H200ZM231 40V39H230ZM236 40V41H237ZM249 40V39H248ZM247 40V41H248ZM256 40H257V38H256ZM52 41V40H51ZM124 41V40H123ZM170 41H174L175 42V40H170ZM229 41V40H228ZM253 41H254V39H253ZM252 41V42H253ZM263 41V40H262ZM25 42V41H24ZM43 42V41H42ZM75 42H76V40H75ZM95 42V41H94ZM100 42V41H99ZM109 42H110V40H109ZM111 42H112V40H111ZM117 42V44H119ZM132 42V43H133ZM221 42V41H220ZM240 42V41H239ZM238 42V43H239ZM243 42V41H242ZM264 42V41H263ZM6 43V42H5ZM35 43H37V42H35ZM40 43H41V41H40ZM56 43V42H55ZM55 43H54V45H55ZM79 43V42H78ZM78 43H76L77 45H78ZM82 43V44H81ZM88 43V44H87ZM92 43V42H91ZM202 43V42H201ZM244 43V42H243ZM248 42H246V44H247ZM1 44V43H0ZM11 44V43H10ZM29 44V43H28ZM63 44V43H62ZM69 44V43H68ZM84 44V45H83ZM94 44V43H93ZM97 44V43H96ZM102 44H103V41H102ZM116 44V43H115ZM116 44V45H117ZM120 44L119 45H117V48L119 49L120 47ZM127 44V43H126ZM130 44V43H129ZM173 44V43H172ZM256 44H258V43H256ZM3 45H5V44H3ZM49 45V44H48ZM66 45V44H65ZM83 45V46H82ZM110 45V44H109ZM116 45H113L114 47L116 46ZM177 45V44H176ZM248 45H250V44H248ZM1 46V45H0ZM14 47V49H15V45H13ZM25 46V45H24ZM24 46H22L23 48H24ZM36 46H39V44L38 45H36ZM51 46H53V45H51ZM69 46V45H68ZM94 46H95V44H94ZM111 46H112V44H111ZM131 46V45H130ZM174 46V45H173ZM21 47V46H20ZM21 47V48H22ZM27 47H29V45L27 46ZM42 47V46H41ZM59 47V46H58ZM58 47H56L57 48V50L59 49ZM67 47V46H66ZM70 47V46H69ZM69 47H67V49L69 48ZM96 47V46H95ZM102 48L104 47L103 45L101 46ZM124 47H125V45H124ZM124 47H122V50L124 49ZM161 48H162V46H160ZM169 47V46H168ZM168 47H167V49H168ZM180 47V46H179ZM254 47H255V45H254ZM1 48V47H0ZM5 48V47H4ZM11 48V47H10ZM22 48V49H23ZM43 48H45V47H43ZM75 48V47H74ZM90 48V47H89ZM102 48H101V53L104 51V50H102ZM110 48L112 49V51H113V49H114V51L116 50L115 48H113V47H109L108 48V50H110ZM237 48H239V47H237ZM236 48V49H237ZM249 48H251V47H249ZM257 48V47H256ZM255 48V49H256ZM18 48H16L15 49V51L17 50ZM50 49H53V48H51L50 47ZM71 49V48H70ZM94 49V48H93ZM106 49V48H105ZM129 49H130V47H129ZM2 50H4L3 48H2ZM6 50V49H5ZM24 50V49H23ZM34 50V49H33ZM81 49H79V51H80ZM120 50V49H119ZM137 50L139 51V52H137ZM160 50L161 49H159V51L157 50V52L159 53L160 52ZM169 50H170V48H169ZM169 50H168V53H169ZM178 51L180 50L179 48L177 49ZM1 51V50H0ZM22 51V50H21ZM21 51H20V53H21ZM47 52H48V49L46 50ZM68 51V50H67ZM76 51V50H75ZM90 51V50H89ZM111 51V50H110ZM110 51H109V53H110ZM164 51V50H163ZM162 51V52H163ZM6 52H7V50H6ZM11 52H12V50H11ZM36 52H38V51H36ZM69 52H70V50H69ZM81 52H82V50H81ZM108 52V51H107ZM116 53H117V51H115ZM114 52V53H115ZM121 52V51H120ZM162 52H160V53H162ZM174 52V51H173ZM253 52V51H252ZM251 52V53H252ZM254 52H255V50H254ZM259 52H260V50H259ZM5 53V52H4ZM26 53V52H25ZM28 53V52H27ZM33 53V58H35V50L32 52ZM50 53V52H49ZM48 53V54H49ZM53 53H55V52H53ZM57 53H58V51H57ZM83 53V52H82ZM85 54L87 53V55H89V53L90 52H84ZM93 53H95V52H93ZM100 53V54H101ZM108 53V54H109ZM112 53V52H111ZM124 53H126L125 51H124ZM124 53H122L123 55H124ZM167 53V54H168ZM214 53V52H213ZM227 53V52H226ZM262 53H263V51H262ZM19 54V53H18ZM24 54V53H23ZM52 54V53H51ZM51 54H49V55H46V57H48V56H50ZM69 54V53H68ZM122 54H121V56H122ZM127 54V53H126ZM156 54V53H155ZM162 54H164V53H162ZM175 54V53H174ZM21 55V54H20ZM19 55V56H20ZM37 55H39V54H37ZM57 55H61V54H57ZM78 55V54H77ZM95 55V54H94ZM103 55V54H102ZM107 55V54H106ZM105 55V56H106ZM158 55V54H157ZM239 55V54H238ZM253 55V54H252ZM264 55V54H263ZM17 56V55H16ZM26 56H27V54H26ZM32 56V55H31ZM30 56V57H31ZM52 56V55H51ZM51 56H50V59H51ZM56 55L54 54V57H55ZM85 56V55H84ZM109 58H107V61L108 60H111L110 58L113 56H111L110 54H109ZM116 56V55H115ZM117 56H119L118 54H117ZM121 56H119L120 58H122ZM160 56V55H159ZM171 56V55H170ZM226 56V55H225ZM13 57V56H12ZM22 57H24V56H22ZM42 57V56H41ZM53 57V56H52ZM61 57V56H60ZM72 57H73V55H72ZM106 57H108V56H106ZM124 57V56H123ZM162 57V56H161ZM169 57V56H168ZM242 57V56H241ZM244 57V56H243ZM264 57V56H263ZM29 58V57H28ZM42 58H44V57H42ZM105 58V57H104ZM140 58V59H139ZM152 58V57H151ZM158 58H160V57H158ZM163 58V57H162ZM175 59H176V56L174 57ZM173 58V59H174ZM229 58V57H228ZM26 59H27V57H26ZM37 59H38V57H37ZM52 59H54V58H52ZM60 59H62V57L60 58ZM79 59H81V58H79ZM87 59V58H86ZM96 59V58H95ZM94 59V57H93V61L95 60ZM106 59V58H105ZM117 59H118V57H117ZM124 59H126V58H124ZM134 59H133V61H134ZM166 59V58H165ZM164 59V60H165ZM172 59V58H171ZM174 59V60H175ZM227 59V58H226ZM238 59V58H237ZM22 60V59H21ZM34 60V59H33ZM45 60V59H44ZM43 60V62H45ZM48 60V59H47ZM66 60H67V58H66ZM74 60V59H73ZM77 60V59H76ZM75 60V61H76ZM81 60H83V59H81ZM88 60V59H87ZM104 60V59H103ZM130 60H132V59H130ZM155 60H156V58H155ZM163 60V59H162ZM163 60V61H164ZM174 60H171V61H174ZM249 60V59H248ZM5 60H4V56L0 53V69L3 71V68H4V62ZM18 62V60H15V62ZM22 61H25V59H23ZM31 61V60H30ZM35 61V60H34ZM42 61V60H41ZM58 61H60V60H58ZM98 61V60H97ZM115 61H116V58L113 60V62H110V65H112L111 63H115ZM121 61V63H123V66H122V64L120 65V67L119 66H117V67H119L120 69L122 68V69H124L123 67H125L126 65H127V61L126 60H124V62H122V60H120ZM168 61V60H167ZM180 61V60H179ZM230 61V60H229ZM237 61V60H236ZM19 62H20V60H19ZM32 62V61H31ZM48 62V61H47ZM47 62H45L46 64H47ZM100 62H102L101 60L99 61V63ZM116 62H119V61H116ZM129 62V61H128ZM151 62V61H150ZM152 62H154L153 61V59H152ZM160 62V61H159ZM158 62V66H157V68L158 67H164V66H162V64H160ZM162 62V61H161ZM180 62H182V61H180ZM233 62V61H232ZM239 62H240V60H239ZM260 62V61H259ZM259 62H258V64H259ZM22 63V62H21ZM35 63V62H34ZM33 63V64H34ZM75 63V62H74ZM104 63H106V62H104ZM104 63L102 62V64H103V66H104ZM130 63V62H129ZM133 63V62H132ZM17 64V63H16ZM38 64V63H37ZM50 63L48 62V65H49ZM57 64V63H56ZM62 64V63H61ZM117 64V63H116ZM125 64V65H124ZM148 64V63H147ZM146 63H145V66L147 65ZM166 63H164V65H165ZM172 64V63H171ZM177 64H179V63H177ZM221 64V63H220ZM238 64H240V63H238ZM18 65H19V63H18ZM24 65H25V63H24ZM30 65V64H29ZM35 65V64H34ZM73 65V64H72ZM75 65V64H74ZM77 65H78V63H77ZM82 65V64H81ZM84 65V64H83ZM99 65V64H98ZM114 65V64H113ZM112 65V67L114 68V66ZM119 65V64H118ZM131 65V64H130ZM144 65V64H143ZM142 65V66H143ZM151 65V64H150ZM169 65H170V63H169ZM232 65V64H231ZM234 65H236V63L234 64ZM8 66V65H7ZM6 66V67H7ZM23 66V65H22ZM64 66V65H63ZM62 66V67H63ZM66 66V65H65ZM101 68H102V65H99ZM134 66H131V68H130V70L131 71H129V72H127V75H129V77H132L135 81L137 80V79H141V77L139 78V75H140V72L139 71H137V72H135L134 70L132 71V67H134ZM175 66L176 65H174L173 67L175 68ZM178 66H181V65H178ZM177 66V69L179 68ZM185 66V65H184ZM183 66V68H185ZM241 66H242V63H241ZM5 67V68H6ZM9 67H10V65H9ZM23 67H25V66H23ZM29 68H30V66H28ZM26 68V69H29V68ZM32 67V66H31ZM37 67V66H36ZM42 67V66H41ZM54 67V66H53ZM56 67H59V66H56ZM56 67H55V69H56ZM67 67H69L68 65H67ZM75 68H77V66H74ZM82 67V66H81ZM88 67V66H87ZM91 68L92 67H94L93 66V64H91V66H90ZM85 68V66H84V70H86V73H87V70H88V73H89V75H90V70L89 69H91V68ZM156 67V66H155ZM166 67H168V66H166ZM12 68H13V66H12ZM15 68V67H14ZM17 68V67H16ZM33 68V67H32ZM75 68H74V70H75ZM97 68V67H96ZM150 68V67H149ZM169 68V67H168ZM188 68V67H187ZM261 68V67H260ZM7 69V68H6ZM10 69V68H9ZM18 69V68H17ZM25 68H24V70H26ZM43 69H44V67H43ZM47 69V68H46ZM52 69H54V68H52ZM51 69V70H52ZM68 69H70V68H68ZM94 69V68H93ZM93 69L91 70V71H93ZM134 69V68H133ZM156 69V68H155ZM189 69H192V68H189ZM231 69V68H230ZM229 69V70H230ZM18 70H20V72H22L21 71V68L20 69H18ZM63 70H64V68H63ZM83 70V76L84 75H86V73L84 74V71ZM95 70V69H94ZM167 70V69H166ZM165 70V71H166ZM171 70H173V68L171 69ZM171 70H168L169 72H172ZM175 70V69H174ZM259 70V69H258ZM9 71V70H8ZM60 71V70H59ZM79 71V70H78ZM118 71V70H117ZM122 71H124V70H122ZM142 71V70H141ZM150 71V70H149ZM162 71V70H161ZM164 71V72H165ZM190 71V70H189ZM197 71V70H196ZM239 71V70H238ZM242 71V70H241ZM4 72V71H3ZM14 72V71H13ZM24 72V71H23ZM28 71H26V73H27ZM36 72V71H35ZM48 72V71H47ZM63 72V71H62ZM157 72V74H158V70L156 69V71H155V73ZM191 72V71H190ZM243 72H245V70L243 71ZM242 72V73H243ZM44 72H42V74H43ZM65 73V72H64ZM68 73V72H67ZM76 73V72H75ZM88 73H87V75H88ZM93 73H95L94 71H93ZM118 73V72H117ZM146 73H148V72H146ZM160 73V72H159ZM162 73H163V71H162ZM168 73V72H167ZM198 73V72H197ZM1 74L2 73H0V264H108L110 261H112L111 260V255L112 254H114L117 250H119L120 249V247H121V240H120V238H119V236L120 235H118L117 237H115L114 236V234H113V236L114 237H112L111 239H110V241H108L107 242V240H103V241H106L104 244L103 243H101V242H99V241H95V242H89L88 244H85L83 241L85 240H82V237H83V235H84V233H85V231H86V229H87V224L89 223V221L91 222V221H96V222H99L100 224H101V221H105V219H106V222L108 221L107 220V218L110 216V214H112L111 213V207H108L109 205L108 204H111V205H113V204H116L117 206L118 205H122V206H125V207H123V208H126V205L128 206H130V207H128V209L129 208H131L132 209V211H131V213H133V214H138V212L140 211V212H142V213H144L142 210L143 209H146V212H150V213H148V215L150 216L149 218L151 219V215H155V216H158V217H163L164 215H163V213H162V215H161V211H162V209L163 208H165V206L164 207H162V209L160 210L159 209V207H158V205H157V203H156V201L152 198V196H148L147 194H143V192L142 193H130L129 195H125V194H123V190L124 189H126V187L123 189V190H119V188L118 187H113L112 186V184L114 183H112L111 184V186L108 188L107 187V183H106V181H104V184L106 185V187H105V189H103V188H101L100 186L101 185H99L98 183H97V181L95 180V178L93 177V178H83V177H81V176H79L78 174H76V173H73L72 171H70L69 169V171H68V176H69V178H68V180H66V182L64 183V185L63 186H60V184H59V186L58 185H56V184H58V183H60V182H58L57 181V183L56 182H54L55 181V179L54 180H52V178L53 177H50V175H52V174H54V175H57V177L56 178H59L58 176H61L62 175V173L64 174L65 173V175H66V168H64L63 166H62V164H60V162H59V159L57 160L52 154L53 153H51V150L49 149V148H51V147H39L36 151H34L33 152V154H32V156L31 155H29V153L26 151V150H22V149H18V148H15V147H13L12 146V144L11 143H13L14 144V146H16L15 145V143L13 142V141H15L16 139H17V129H19L20 127H19V122L21 121V120H19L20 119V117L18 118V116H21V115H18L17 116V114L15 115L14 113H12V112H9V111H6V108L9 106L10 107V105H11V102H13V99H15L16 97H15V93H14V95H12V92H9L8 94L6 93V89H8L9 88V90L10 89H12L13 87H14V85L12 84V83H7V82H5L4 81V78L1 76ZM13 74V73H12ZM16 74H18V73H16ZM29 74H32V73H29ZM37 74V73H36ZM46 74V73H45ZM55 74H57V73H55ZM76 74H78V73H76ZM102 74V72H100V75ZM103 74L105 75V76H107V78H111V77H113L112 75H114L113 74V72L112 71H110L108 68H106L105 70H103ZM115 74H116V72H115ZM119 74H121V72L120 73H118V74H116V75H119ZM152 74V73H151ZM161 74V73H160ZM159 74V75H160ZM169 74V73H168ZM174 74V76H175V73H173ZM173 74H172V77H173ZM188 74H190L189 72H188ZM194 74V73H193ZM6 75H7V73H6ZM23 75H24V73H23ZM33 75H34V73H33ZM33 75H32V78H34L33 77ZM73 75V74H72ZM93 75V74H92ZM96 75V74H95ZM94 75V76H95ZM97 75H99L98 73H97ZM126 75V74H125ZM125 75H124V77H125ZM126 75V76H127ZM158 75V76H159ZM190 75H192V74H190ZM233 75V74H232ZM243 75V74H242ZM14 76V77H13ZM18 76V75H17ZM25 76V75H24ZM40 76V75H39ZM38 76V77H39ZM53 76V75H52ZM143 77H144V73H143V75H142ZM150 76V75H149ZM164 76H165V74H164ZM216 76V75H215ZM8 76H6L5 78H7ZM12 77L13 78H15V74H13L12 75ZM20 77H22V76H20ZM26 77V76H25ZM31 77V76H30ZM37 77V78H38ZM55 77V76H54ZM57 77V76H56ZM119 77H121L122 78V75H119ZM123 77V78H124ZM128 77V76H127ZM143 77H142V79H143ZM157 77V76H156ZM153 77L155 80L156 79H158L159 77ZM167 77V76H166ZM169 77V76H168ZM170 77H171V73H170ZM200 77V76H199ZM18 78V77H17ZM28 78H29V76H28ZM32 78H29V79H32ZM59 78V77H58ZM84 78H85V76H84ZM88 78V77H87ZM87 78H86V80L85 81H83V83H85L86 81H88L87 80ZM91 78H93V77H91ZM96 78V77H95ZM95 78H93V80L95 79ZM103 78H105L104 76H103ZM164 78V77H163ZM184 78H185V76H184ZM186 78H188V77H186ZM242 78V77H241ZM8 79V78H7ZM27 79V78H26ZM40 79V78H39ZM42 79V78H41ZM65 79V82H66V78H64ZM63 79V80H64ZM79 79V78H78ZM98 79V78H97ZM96 79V80H97ZM100 79V78H99ZM99 79L97 80L98 81V85H99ZM101 79H102V76H101ZM106 79V78H105ZM104 79V80H105ZM118 79V78H117ZM124 79H126L127 80V78H124ZM131 79V78H130ZM165 79V78H164ZM164 79H162V80H164ZM12 80V79H11ZM36 80V79H35ZM46 80H49V78L48 79H46ZM53 80V79H52ZM61 80V79H60ZM81 80V79H80ZM79 80V81H80ZM93 80H89L90 81V83H91V81H92V84L94 83V81ZM132 80V79H131ZM162 80H159L160 82L162 81ZM173 80V79H172ZM171 79H170V82L168 81V83H171L172 84V81ZM184 80V79H183ZM244 80H245V76H244ZM8 81V80H7ZM10 81V80H9ZM8 81V82H9ZM17 80L15 79V82H16ZM42 81V80H41ZM40 81V83H43V82H41ZM53 81H56V80H53ZM62 81V80H61ZM60 81V82H61ZM74 81V80H73ZM72 81V82H73ZM89 81L88 82H86L87 84H89ZM103 81V79L101 80V83L102 84H104V86L103 87H105L106 85L108 86V84H105L104 82H102ZM106 81V80H105ZM174 81V80H173ZM185 81H187V80H185ZM250 81V80H249ZM30 82V81H29ZM38 82H39V80H38ZM44 82H45V80H44ZM75 82V81H74ZM96 82V81H95ZM107 82V81H106ZM119 82V81H118ZM127 82H128V80H127ZM140 82V81H139ZM138 82V80H137V83H139ZM175 82V81H174ZM195 82V81H194ZM19 83V82H18ZM17 83V84H18ZM46 83V82H45ZM47 83H49V82H47ZM52 83H54V82H52ZM62 83V82H61ZM67 84L69 83L70 85L71 84H73V83H70V82H66ZM97 83V82H96ZM122 82L120 81V84H121ZM129 83H130V85L129 84H127L126 82L124 83L125 85H126V88H125V90L124 91H129L130 89H134V86L132 87L131 86V82H130V80H129ZM150 83V85H151V82H150V80L148 81V84ZM182 83V82H181ZM189 83V82H188ZM254 83V82H253ZM32 84V83H31ZM50 84H51V82H50ZM59 84V83H58ZM66 84V85H67ZM87 84H86V86H87ZM91 84V85H92ZM118 85V86H121V87H123L124 85ZM147 84V83H146ZM155 84V83H154ZM167 84V82L165 81V85ZM185 84V83H184ZM229 84V83H228ZM249 84V83H248ZM21 85H23V84H21ZM30 87H31V85H30V83L28 84ZM44 85V84H43ZM52 85V84H51ZM74 85V84H73ZM128 85H129V88H130V86H131V88L129 89H127V87H128ZM133 85V84H132ZM139 85V84H138ZM162 85H163V83H162ZM168 85V84H167ZM177 86V84L175 83L174 84V86ZM186 85V84H185ZM206 85V84H205ZM202 86V87H206V86ZM218 85V84H217ZM260 85V84H259ZM25 86V85H24ZM23 86V87H24ZM27 86V85H26ZM42 86V85H41ZM49 86V84L47 85V87ZM72 86V85H71ZM71 86H70V88H71ZM93 86V89H94V87H95V84H93L92 85ZM117 86V87H118ZM149 85H147V87H148ZM158 86H159V84H158ZM164 86V85H163ZM176 86H175V88H176ZM189 86V85H188ZM214 86V85H213ZM238 86V85H237ZM16 87H18V86H16ZM22 87V88H23ZM68 87H69V85H68ZM73 88L74 87H78V85H77V82H75V85L74 86H72ZM147 87H143V88H146V89H144V90H147L148 88ZM166 87V86H165ZM181 87V86H180ZM201 87V88H202ZM260 87V86H259ZM21 88V87H20ZM35 88V87H34ZM49 88V87H48ZM51 88H52V86H51ZM54 88V87H53ZM65 88V87H64ZM63 88V89H64ZM72 88V89H73ZM79 89V92H81V90H80V86L78 87ZM115 88V87H114ZM136 88H139V87H137V85H136V87H135V89ZM142 88V89H143ZM150 88H151V86H150ZM155 88V86L153 87V90H155L154 89ZM159 88V87H158ZM160 88H162L163 89V87H160ZM215 88V87H214ZM239 88V87H238ZM16 89V88H15ZM24 89H28V88H24ZM33 89V88H32ZM37 89H38V87H37ZM77 89V88H76ZM106 90H107V87L105 88ZM104 89V90H105ZM119 89V88H118ZM132 89V90H133ZM134 89V90H135ZM152 89V88H151ZM150 89V90H151ZM162 89H161V91H162ZM249 89V88H248ZM19 90L20 89H18V93L20 94L21 92H19ZM34 90V89H33ZM89 91L88 92H91V94H92V91L90 90V89H88ZM104 90H102L101 89V92L102 91H104ZM117 90V89H116ZM120 90H122L123 91V88L122 89H120ZM134 90H133V92H134ZM149 90V91H150ZM152 90V91H153ZM157 90H160V89H157ZM166 90V89H165ZM179 90H180V88H179ZM178 90V91H179ZM226 90V89H225ZM250 90V89H249ZM13 91V90H12ZM27 91V90H26ZM25 91V92H26ZM32 91V90H31ZM39 91V90H38ZM43 91V90H42ZM119 91V90H118ZM177 91V92H178ZM189 91V93H188V95L187 96H189L190 97V99H194V98H197L196 97V95H195V92L192 90V89H188L187 90V92ZM248 91V90H247ZM254 91V90H253ZM16 92V91H15ZM37 92V91H36ZM58 93H59V91H57ZM56 92V93H57ZM61 92V91H60ZM79 92H77V94L79 93ZM88 92H86L87 93V96H86V98H92V100H94L95 101V103H96V99H93L94 97H92L91 96V94L90 93H88ZM93 92H95V90H93ZM100 92V93H101ZM145 92V91H144ZM154 92V91H153ZM180 92V91H179ZM241 92V91H240ZM251 92V91H250ZM46 93V92H45ZM49 93H50V91H49ZM54 93V92H53ZM62 93V92H61ZM76 93V92H75ZM119 93H122V92H119ZM129 93H132V91L131 92H129ZM148 93V92H147ZM151 93V92H150ZM155 93V92H154ZM11 94V95H10ZM17 94V93H16ZM43 94H44V92H43ZM42 94V95H43ZM51 94V93H50ZM79 94H81V93H79ZM88 94H90V97H89V95ZM95 94H96V92H95ZM116 94V93H115ZM136 94H137V92H136ZM260 94H262L263 95V93H261L260 92ZM260 94H259V96H260ZM24 95V94H23ZM27 95H29V94H27ZM31 95V94H30ZM40 94H38V96H39ZM40 96V97H43V96ZM46 95V94H45ZM64 95V94H63ZM63 95L61 96V98H63ZM82 95H83V91H82ZM96 95H98V94H96ZM135 95V92L133 93V96ZM138 95V94H137ZM143 95V94H142ZM200 95V94H199ZM203 95V94H202ZM204 95H206V94H204ZM249 95H250V93H249ZM15 98H14V97ZM19 96V95H18ZM20 96H22V95H20ZM55 96V95H54ZM58 97H59V95H57ZM110 96V95H109ZM116 97H118V95L116 94L115 95ZM119 96H120V94H119ZM124 95H122V96H120V98H122ZM126 96H128V92L127 93H125V97ZM130 96L132 97V95L130 94ZM156 96V95H155ZM180 96V95H179ZM228 96V95H227ZM32 97V96H31ZM34 97V96H33ZM39 97V98H40ZM50 97V96H49ZM72 97V96H71ZM80 97V96H79ZM83 97H85V96H83ZM135 97H136V95H135ZM137 97H139V96H137ZM148 97H149V94H148ZM203 97V96H202ZM19 98H21V97H19ZM19 98H17V99H19ZM44 98H45V96H44ZM43 98V99H44ZM52 98V97H51ZM50 98V99H51ZM54 98V97H53ZM74 98V97H73ZM72 98V99H73ZM141 98V96L139 97V98H136V100H134V101H137V99L139 100ZM182 98H184V97H182ZM206 98V97H205ZM209 98V97H208ZM210 98H214V99H216V97L215 96H213V94H211L210 95ZM228 98V97H227ZM231 98H234V96L233 97H231ZM238 98V97H237ZM237 98H236V100H237ZM245 98V97H244ZM25 99V98H24ZM48 100V102L50 101V103L53 101V100ZM71 99V100H72ZM85 99V98H84ZM99 99V98H98ZM125 99H127V97L125 98ZM133 99H135V98H133ZM147 99V98H146ZM187 99H189V98H187ZM189 99V101H191ZM30 100V99H29ZM42 100V99H41ZM45 100V99H44ZM56 100V99H55ZM58 100V99H57ZM131 100V98H129L128 100H124V101H130ZM154 100V99H153ZM181 100V99H180ZM203 100H204V97H203ZM206 100H208V99H206ZM233 100H235V99H233ZM23 101V100H22ZM39 101H40V99H39ZM46 101V100H45ZM69 101V100H68ZM84 101V100H83ZM83 101H81V102H79V103H84ZM120 101V100H119ZM140 102H141V99L139 100ZM144 101V100H143ZM146 101V100H145ZM165 101V100H164ZM183 102H184V100H182ZM186 101V100H185ZM196 101H198V100H196ZM196 101L195 102H193V103H196ZM209 101V100H208ZM211 101V100H210ZM30 102H35L34 100L33 101H31L30 100ZM55 102V101H54ZM72 102V101H71ZM71 102L69 101V103L70 104H68L69 106L70 105H73V102H72V104H71ZM76 102V101H75ZM88 102V101H87ZM86 102V103H87ZM89 102H90V99H89ZM92 102L93 101H91V103H90V107L88 106V104H87V106H85L86 105V103H84L85 105V107L86 108H88V109H90L92 106H94V105H92ZM139 102V104H141ZM147 102V101H146ZM192 102V101H191ZM228 102V101H227ZM237 102H238V100H237ZM241 102H242V100H241ZM263 102V101H262ZM25 103L26 102H24L23 103V105H25ZM56 103H57V101H56ZM129 103V104H128ZM128 103H126V104H128V105H131L132 103L131 102H128ZM131 103V104H130ZM135 103V102H134ZM151 103V102H150ZM166 103V102H165ZM190 103V102H189ZM193 103H192V105H193ZM202 103V102H201ZM201 103H200V105H199V110H198V112L200 111V113H198L199 115L200 114H202V116H200V118L201 119H198L199 121H197L196 123H198V122H200V120H201V122H202V120H203V123L205 124V125H210L209 127H211V126H217V128H219L220 129V132H219V134H218V139L216 140V141H212V138H209V136H207L209 139H211V140H209V139H206L205 137H203L201 134H200V131L197 129V128H195L194 126H193V124H194V122H193V124L192 125H189L186 129L183 127H181V125L178 123V125L180 126V128H182L183 129V131H181L180 133H179V135H177V133H176V135L175 136H177L176 138H174V137H171V135H170V137L168 136V137H165V136H162L161 134V136L164 138V140L162 141V143L159 141L158 143L160 144H164V142L165 143H167L168 144V148H172V147H174V149L176 148V149H178L179 151H174V153H178L179 152V156H180V154H181V159L179 158V156H178V154L175 156L174 154V157L176 158L177 156V159H176V161L178 160V162H179V159H180V161H181V165H182V163H191L192 161H193V157H194V155H195V153H196V151L197 150H203V152H205V154H206V156H207V161H206V164L204 165V166H200V165H196L195 167L193 166L192 167V165H191V167L193 168L192 170L194 171V173H195V178L197 177V179L199 180V183L201 184V188L199 187V185H198V187L200 188L199 190H197V192L200 194V203H199V207L198 208H195V205H194V210H190V209H186V208H184L183 206H181L180 204H179V202H178V198H180L179 197V193H178V191H177V189H175V192L174 191H169L170 190V188L168 187V189L169 190H167V192L169 191V192H173L172 194L170 193V195H171V197H172V199H171V197H167L166 199L168 200V201H170V202H172V204L174 203V204H176L177 203V207H176V209L178 208L179 210V212H180V214H181V219L182 220H180L181 221V229H179V231H180V237L182 238V241H186V242H188V245L186 246L187 247V251L185 252V254L182 256H179V259H180V261H181V263L182 264H225V261H226V259H228V252H227V250H226V248L224 247V246H221V248H220V254L218 255L219 257L218 258H216V257H213V254L211 253V247L213 246V244L214 243H218V240H217V237L216 236H214V234H212V232L207 228V226H206V223H205V220L203 219V214H202V212H206V211H208L209 212V217H211V216H213L214 214H219L220 215V220H219V224H218V226H217V228L215 229L218 233L219 232H222V234L223 233H227L228 235H229V237L230 238H232L233 240H235L236 241V243H237V246H238V256H237V258L234 260V264H255V263H258V264H264V205L263 204H259L258 202H257V200H256V196H257V194L259 193V191L261 190V189H264V159H263V157H262V155L259 153V152H257V151H251L250 150V148L247 146V145H245L246 143H242V139H243V137H244V141H245V136L247 135L246 133L247 132H245V131H242V130H240L239 128H235V127H232V126H230V124H228L224 119H223V112H221V105L222 104H220V103H218L216 100H214L213 102H211V103H209V104H206L205 105V103H207V101L205 102V103H203L204 105H201ZM29 104V103H28ZM31 104V103H30ZM43 104V103H42ZM54 104V103H53ZM58 104V103H57ZM77 103H75V105H76ZM124 104V103H123ZM146 103H144V105H145ZM166 104H168V103H166ZM186 104V103H185ZM224 104V103H223ZM227 104V103H226ZM262 104V103H261ZM20 105V104H19ZM27 105V104H26ZM45 105H46V103H45ZM92 105V106H91ZM96 105V104H95ZM122 105V104H121ZM256 105H258V103L256 104ZM12 106H13V104H12ZM16 106V105H15ZM28 106V105H27ZM26 106V107H27ZM31 106V105H30ZM29 106V107H30ZM51 106H52V104H51ZM58 106V105H57ZM77 106V105H76ZM74 107V106H72V111L74 112V110H73V107L76 109L77 107ZM83 106V107H84ZM137 106H138V108H137ZM135 105L134 106V109L136 108V109H138L139 110V108H140V106L141 105ZM165 106V105H164ZM185 106H187V105H185ZM242 106V105H241ZM263 106V105H262ZM23 107V106H22ZM39 107V106H38ZM37 107V108H38ZM41 107V106H40ZM53 107V106H52ZM117 107H121L120 105H118ZM166 107V106H165ZM174 107V106H173ZM180 107V106H179ZM189 107L191 108L192 106L189 104ZM194 107H196V106H194ZM198 107V106H197ZM33 108V107H32ZM57 107H54L53 109H54V111H55V109H56ZM68 108V107H67ZM71 108V107H70ZM95 109H96V107H94ZM142 108V107H141ZM140 108V109H141ZM155 108H157V107H155ZM163 108V107H162ZM161 108V109H162ZM187 108V107H186ZM185 108V109H186ZM236 108H237V106H236ZM253 108V107H252ZM8 109V108H7ZM22 109V108H21ZM31 109V108H30ZM40 109H42V108H39V111H40ZM78 109H79V107L77 108V111H78ZM88 109H84V110H86V112H87V116H86V118H88V116H89V113H90V111L88 110ZM94 109V110H95ZM128 109V108H127ZM130 109V108H129ZM160 109V110H161ZM165 109V108H164ZM164 109L162 110V111H164ZM173 109V108H172ZM182 109H184V106L182 107ZM182 109L180 110L181 112H182ZM195 109V108H194ZM241 109V108H240ZM263 109V108H262ZM36 110H38V109H36ZM44 110H46V109H44ZM48 110H50V107H49V109L47 108V110L46 111H48ZM52 110V109H51ZM88 110V111H87ZM92 110V112L94 111L93 110V108L91 109ZM138 110H136L137 111V113L139 112ZM156 110V109H155ZM160 110H158V111H160ZM168 110V109H167ZM167 110H166V112H167ZM193 110V109H192ZM197 110V109H196ZM235 110V109H234ZM20 111V110H19ZM35 111V110H34ZM39 111H38V113H39ZM46 111H44L43 112V109H42V113H47ZM69 111V110H68ZM96 112H97V110H95ZM94 111V112H95ZM169 111V110H168ZM239 111V110H238ZM247 111V110H246ZM264 111V110H263ZM18 112V111H17ZM16 112V113H17ZM30 112V111H29ZM51 112H53V111H51ZM89 112V113H88ZM94 112H93V114H94ZM95 112V113H96ZM133 112H135V111H133ZM153 112H155V111H153ZM152 112V113H153ZM184 112V111H183ZM183 112H182V114H183ZM197 111H195L194 113L195 114H197L196 113ZM233 112V111H232ZM260 112H261V110H260ZM36 113V112H35ZM69 113H72L71 112V110H70V112ZM69 113L68 114H66V113H64L63 111H60V113H57V112H55V114H56V116H57V118L60 120V121H53L54 123L56 122H58V124H57V128L54 130H51V132L49 131V137H50V140H52V142L54 143H51L52 145V147L54 148V145L56 146V147H61L64 143H70V144H73V143H76V142H79L78 144L79 145H76V146H74L75 144H73V146L75 147H73V152H83V151H90V152H94L95 153V155H97L98 153L99 154H101V156L102 155H104V154H102V153H100L101 152V150L100 151H97L95 148H93V146H96L97 145V143L94 145V144H92L93 143V138H94V136L96 135L97 136V131L96 130H94L93 129V127L91 126V119L93 118V117H95L93 114H91L89 117H91L92 115V117L90 118V120H89V118L88 119H85L84 117H83V119L82 118H79L78 116V114L77 115H75L76 113H72V114H70L69 115ZM83 113H85V112H83ZM82 113V114H83ZM136 113V112H135ZM136 113V114H137ZM144 113V112H143ZM142 113V114H143ZM157 112H155V114H156ZM159 113V112H158ZM164 113H165V111H164ZM173 113H175V112H173ZM184 113H187V109H186V112H184ZM188 113H189V111H188ZM187 113V114H188ZM194 113L192 114V116H194ZM236 113V112H235ZM240 113V112H239ZM252 112H249V114H251ZM255 113V112H254ZM19 114V113H18ZM27 114V113H26ZM34 114V113H33ZM48 114H49V111H48ZM53 114V113H52ZM58 114V115H57ZM123 114V113H122ZM147 115L149 114V113H146ZM168 114V113H167ZM190 114V115H191ZM197 114V116L196 117H194V118H199L198 115ZM232 114V113H231ZM23 115H25V114H23ZM28 115H29V113H28ZM130 115V114H129ZM174 115H176V114H174ZM174 115H171V117H170V119L169 118H167L168 120H170V121H172V122H174L175 121V118H174V120H173V117H175ZM178 115V114H177ZM233 115V114H232ZM45 116V115H44ZM48 116V115H47ZM155 116V115H154ZM158 116V114L156 115V117ZM170 116V115H169ZM169 116H167V117H169ZM191 116V117H192ZM36 117H37V114H36ZM35 117V118H36ZM50 117H52L51 118V121H52V119L54 118L55 119V115H54V117L53 116H50ZM97 117V116H96ZM95 117V118H96ZM100 117H102V116H100ZM151 117V116H150ZM149 117V118H150ZM245 117V116H244ZM25 118V117H24ZM42 118H43V116H42ZM94 118V119H95ZM179 119L178 120H180V118H182L183 119V116L181 117H178ZM185 118V117H184ZM235 118V117H234ZM233 118V119H234ZM38 119V118H37ZM161 119V118H160ZM163 119V118H162ZM166 119V118H165ZM247 119V118H246ZM27 120V119H26ZM142 120H143V118H142ZM141 119H140V121H137V122H134V120L132 121V120H130V118L128 119V122L130 123V125H131V130H129L130 132H132L131 134L132 135H134L133 136V138H132V142H133V140L134 141H136V140H141V141H143V140H147V141H149V140H152V141H150V142H152V144H153V140H155V142H157L156 141V137H157V135L156 134H158V133H156V134H154L155 133V125L156 124H154V122H152V120H149L148 119V121L146 120H143L142 121ZM159 120V119H158ZM192 120V119H191ZM239 120V119H238ZM25 121V120H24ZM51 121H49L50 123H51ZM112 121V120H111ZM167 121V120H166ZM185 121V120H184ZM235 121H237L236 120V118H235ZM23 122V121H22ZM46 122V121H45ZM104 122V121H103ZM160 122H162V120H160ZM159 122V123H160ZM186 122V121H185ZM47 123V122H46ZM50 123H47V124H49L50 125ZM129 123H128V126H126L125 127V130H127L126 132H128V129H126V128H129ZM158 123V121H157V124H159ZM164 123H166V122H164ZM169 122H167V124H168ZM176 123H177V118H176ZM175 123V124H176ZM182 123V122H181ZM184 123V122H183ZM196 123L194 124L195 126H196ZM247 124H248V126H250L251 125V127L252 126H254L255 127V124H254V120L252 119V117H249L248 118V120H247V122H246ZM27 124H28V122H27ZM33 124V123H32ZM113 124V123H112ZM161 124V123H160ZM201 124V123H200ZM200 124H198L199 126H201ZM52 125V124H51ZM55 125V124H54ZM117 125H119V124H117ZM177 125V124H176ZM177 125V126H178ZM32 126V125H31ZM47 126V125H46ZM167 126V125H166ZM184 126H185V124H184ZM19 127V128H18ZM28 127H29V125H28ZM27 127V128H28ZM50 127V126H49ZM119 127V126H118ZM159 127V126H158ZM168 127V126H167ZM203 127V126H202ZM205 127V126H204ZM208 126H207V128H209ZM55 128V127H54ZM164 128H165V126H164ZM207 128H205L206 130H208ZM26 129V128H25ZM33 129V128H32ZM36 129L38 130V131H42V132H44V131H46V129H47V127H46V129H44L42 126H40V125H38L37 124V126H36ZM160 129H161V126H160ZM185 129V130H184ZM210 129V128H209ZM253 129V128H252ZM164 130V129H163ZM168 130H169V127H168ZM168 130H166L167 132H168ZM217 130V129H216ZM35 131V130H34ZM158 131V130H157ZM160 131V130H159ZM171 131V130H170ZM25 132H27L26 130H25ZM29 132H32V130L31 131H29ZM102 132V131H101ZM104 132H105V130H104ZM130 132H128V135H130ZM214 132V131H213ZM217 132V131H216ZM19 133V132H18ZM21 133H23V132H21L20 131V134ZM47 133V132H46ZM120 133V132H119ZM160 133H163L162 131L160 132ZM166 132H164L163 134L164 135H168L169 133H167V134H165ZM34 134H37V133H35L34 132ZM98 134H99V132H98ZM110 134V133H109ZM171 134V133H170ZM216 134V133H215ZM29 135H32V134H30L29 133ZM44 135V134H43ZM42 135V136H43ZM48 135V134H47ZM127 135V134H126ZM173 135V134H172ZM206 135H208V133L206 134ZM249 135V134H248ZM254 135V134H253ZM23 136V135H22ZM37 136V135H36ZM117 136V135H116ZM122 136H124V135H122ZM252 136V135H251ZM259 136V135H258ZM261 136V135H260ZM29 137V136H28ZM46 137V135L44 136V138ZM48 137V136H47ZM46 137V138H47ZM102 137V133L100 134V138ZM114 137V136H113ZM130 137H132V136H130ZM211 137V136H210ZM249 137V136H248ZM255 137H256V134H255ZM30 138V137H29ZM34 138V137H33ZM96 138H98V136L97 137H95L94 139H96ZM115 139H116V137H114ZM118 138V137H117ZM135 138H136V140H135ZM215 138V137H214ZM20 139V138H19ZM35 139V138H34ZM37 139V138H36ZM35 139V140H36ZM113 140L114 142L116 141V140ZM149 139V140H148ZM157 139H158V137H157ZM21 140V139H20ZM26 140V139H25ZM30 140H32V139H29V141ZM43 140V139H42ZM100 140V139H99ZM109 140H110V138H109ZM108 140V141H109ZM127 140V139H126ZM130 140V139H129ZM215 140V139H214ZM251 140V139H250ZM22 141V140H21ZM34 141V140H33ZM38 141H40V140H38ZM44 141H46V139L44 140ZM101 141V140H100ZM113 141H110V146L112 147V145H114V143L112 144V142ZM249 141V140H248ZM253 141V140H252ZM23 142V145H24V141H22ZM21 142V143H22ZM35 142V141H34ZM42 142V141H41ZM41 142H39V143H41ZM92 142V143H91ZM118 142V141H117ZM137 142V141H136ZM154 142V144H153V146H150V144L147 146V147H145L146 148V150L143 148L142 150H145V151H147L148 153H146L145 155L147 156V154H148V156H149V153H150V155H151V153H152V151L153 150H155V149H153L152 147H155L156 146V143ZM45 143V142H44ZM119 143V142H118ZM140 143V142H139ZM215 143H218L219 145H220V149L218 150V151H215L214 150V144ZM251 143H253V142H251ZM27 144V143H26ZM29 144V143H28ZM100 144V143H99ZM102 144V143H101ZM103 144H104V142H103ZM145 144H148V143H146V141H145ZM161 144H160V146H161ZM167 144L166 145H163L162 147H166L167 146ZM18 145V144H17ZM19 145H21V144H19ZM37 145H38V143H37ZM40 145H42V144H40ZM45 145V144H44ZM50 145V144H49ZM106 145V144H105ZM107 145H108V143H107ZM128 146H131V145H129V144H127ZM138 145V144H137ZM142 145V144H141ZM140 145V146H141ZM155 145V146H154ZM22 146V145H21ZM39 146V145H38ZM98 146V145H97ZM96 146V147H97ZM102 146V145H101ZM115 146H117V143H116V145H114L113 147H115ZM159 146V145H158ZM216 146V145H215ZM17 147V146H16ZM105 147V146H104ZM107 147V146H106ZM157 147V146H156ZM155 147V148H156ZM65 148H66V145H65ZM117 148V147H116ZM115 148V151H116V153L118 152L117 151V149ZM127 148V147H126ZM131 148V147H130ZM160 148V147H159ZM158 148V149H159ZM170 148V149H171ZM64 148H62V150H63ZM98 149H99V146H98ZM100 149H102V148H100ZM107 149V148H106ZM105 149V150H106ZM110 149V148H109ZM137 149H138V147H137ZM140 149V148H139ZM160 149H162V148H160ZM166 148H164V150H165ZM53 150V149H52ZM66 149H64V151H65ZM68 150H69V148H68ZM111 150H113L112 148H111ZM127 150V149H126ZM128 150H129V147H128ZM167 151H168V149H166ZM87 151H86V153H87ZM103 151V150H102ZM137 151V150H136ZM159 151V150H158ZM161 151V150H160ZM262 151V150H261ZM60 153H62L61 151H59ZM68 152V151H67ZM66 152V153H67ZM73 152H71V156H73L72 155V153ZM109 152H110V150H109ZM109 152H108V154H109ZM127 152V151H126ZM154 152V151H153ZM161 152H163L164 154H165V156H163V157H165V158H167V156H166V153L167 152H164V151H161ZM200 152V151H199ZM59 153V154H60ZM63 153H65V152H63ZM111 153V152H110ZM170 153V152H169ZM172 153H173V151H172ZM70 154V153H69ZM90 154V153H89ZM88 154V155H89ZM92 154V153H91ZM107 154V153H106ZM107 154V156H109ZM111 154H113V152L111 153ZM142 154V153H141ZM143 154H144V152H143ZM142 154V156H144ZM157 154V150H156V152H155V155ZM168 154V153H167ZM58 155V154H57ZM118 155H119V153H118ZM127 155V154H126ZM154 155V154H153ZM155 155L153 156L154 157V161H155V158L156 157H158V156H156L155 157ZM160 156H161V154H159ZM198 155V154H197ZM70 156V157H71ZM87 156V155H86ZM106 156V157H107ZM120 156V155H119ZM129 156H130V154H129ZM135 156V155H134ZM134 156H133V158H134ZM141 156V157H142ZM160 156L158 157V158H160ZM172 156V155H171ZM81 157H83V156H81ZM92 157V156H91ZM96 157V156H95ZM105 157V156H104ZM113 157V156H112ZM115 157V156H114ZM127 157V156H126ZM136 157V156H135ZM140 157V158H141ZM145 157V156H144ZM149 157H151V156H149ZM148 157V158H149ZM168 157H170L169 155H168ZM72 158V157H71ZM70 158V160L72 161V159ZM133 158H131V160H130V163H129V166H131L132 164L131 163H133V162H135L134 161V159ZM138 158V157H137ZM139 158V159H140ZM146 158L147 157H145L144 158V160H145V162H146ZM147 158V162L149 161V159ZM158 158H157V161H158ZM175 158H174V160H175ZM195 158V157H194ZM68 159V158H67ZM89 158H86V161L88 160ZM106 159H108V158H106ZM106 159H105V162H106ZM115 159V158H114ZM119 159H120V157H119ZM118 159V160H119ZM128 159H130V158H127V160L126 161H128ZM133 159V160H132ZM141 159H143V157L141 158ZM167 159H171V158H167ZM69 160V159H68ZM90 160V159H89ZM102 160H104V159H102ZM174 160H172V161H174ZM204 160V159H203ZM43 161H46V165H47V170L49 171V172H51L52 174H50L49 176H47V177H49V178H51V181H50V179H48V178H46V179H44V180H49V181H43V180H40V178H39V181H37L38 179H35L34 181H33V176H35L36 174H35V172H36V169H37V167H39L38 165L40 164V162H42L43 163ZM98 161V160H97ZM112 161V160H111ZM115 161H117L116 159H115ZM133 161V162H132ZM139 161V160H138ZM151 161V160H150ZM152 161H153V159H152ZM157 161H155V162H153L154 164L156 163L157 165H159L160 163V159H159V162L157 163ZM164 161V160H163ZM162 161V162H163ZM166 161V160H165ZM164 161V162H165ZM201 161V160H200ZM205 161V160H204ZM96 162V161H95ZM108 162H109V159H108ZM129 162V161H128ZM141 162H143V161H141ZM146 162V163H147ZM169 162V161H168ZM171 162V161H170ZM169 162V165L172 163H170ZM69 163H71V162H69ZM119 163V161L117 162V164ZM121 163V162H120ZM120 163L118 164V165H120ZM136 163H137V159H136ZM150 163V162H149ZM174 163V162H173ZM193 163V162H192ZM45 163H43V165H44ZM71 164H73V163H71ZM111 164L113 165V163L111 162ZM133 164H135V163H133ZM163 165H165L166 163H162ZM202 164V163H201ZM42 165V164H41ZM94 165V164H93ZM109 165V164H108ZM117 165V166H118ZM122 165V164H121ZM120 165V166H121ZM135 165H137V164H135ZM134 165V167H138V166H135ZM145 165V164H144ZM147 165H148V163H147ZM153 164H152V162H151V167H153L154 168V166H152ZM161 165V164H160ZM162 165V166H163ZM167 165V164H166ZM176 165H179V163L178 164H176ZM175 165V166H176ZM184 165V164H183ZM45 166V165H44ZM114 166V165H113ZM149 166H150V164H149ZM162 166H160V167H162ZM168 166V165H167ZM171 166H173V164L171 165ZM170 166V167H171ZM174 166V167H175ZM84 167L86 168V166L84 165ZM91 167V166H90ZM108 167H110V165L108 166ZM114 167H116V166H114ZM125 167L126 166H124V169H125ZM140 167V166H139ZM139 167L137 168V170H139ZM180 167V166H179ZM72 168V167H71ZM103 170H105V169H107V168H105V166H103ZM116 168H118V167H116ZM127 168H128V166H127ZM141 168H143L142 167V165H141V167H140V169ZM146 168H148V166H146ZM155 168H156V166H155ZM158 169H159V167H157ZM162 168H164V166L162 167ZM185 168V167H184ZM46 169V168H45ZM99 169H101L102 170V168H101V166H100V168ZM98 169V170H99ZM118 169H121V168H118ZM123 169V170H124ZM131 169V168H130ZM134 169V168H133ZM132 169V170H133ZM145 169V168H144ZM168 169V168H167ZM167 169H165L166 171H167ZM39 170H41L42 171V169H39ZM38 170V171H39ZM110 170V169H109ZM129 170V169H128ZM135 170V169H134ZM136 170V172H138ZM146 171H148L147 173H149L150 172V169H145ZM152 170V169H151ZM155 170H157V169H155ZM155 170H153L154 172H155ZM162 172H163V170L162 169H160ZM172 170H173V167H172ZM179 170V169H178ZM188 170V169H187ZM97 171V170H96ZM108 171V170H107ZM114 171V170H113ZM116 171V170H115ZM114 171V172H115ZM126 171V170H125ZM130 171V170H129ZM144 171V170H143ZM145 171V172H146ZM153 171H151L152 172V174H155ZM166 171H164L163 172V174L160 172V174L162 175V177L164 178V180H166L165 182H167V180L168 179H171L172 177H170V176H172V174L171 173H169L168 171V173L169 174H171V175H167V173H166ZM169 171H170V168H169ZM100 172V170L98 171V173ZM133 172V171H132ZM136 172H134V173H136ZM140 172V171H139ZM138 172V173H139ZM145 172H144V176H145ZM172 172V171H171ZM175 172V171H174ZM177 172V171H176ZM180 171H178L177 173L178 174H180L179 173ZM185 172H187V171H185ZM38 173H40V171L38 172ZM43 173V172H42ZM48 173V172H47ZM46 173V171H45V175L47 174ZM80 173V172H79ZM137 173V174H138ZM176 173V174H177ZM182 173V172H181ZM35 174V175H34ZM41 174V173H40ZM49 174V173H48ZM47 174V175H48ZM105 174H106V171H105ZM112 174V173H111ZM120 174V173H119ZM125 174H127V172H125ZM177 174V175H178ZM188 174V173H187ZM14 175H17L18 176V181H17V186L19 187L18 189L16 188V187H14V185H13V181H14V179L15 178H12L13 179V181H12V179H11V177L13 176L14 177ZM53 175V176H54ZM101 175H103V174H101ZM101 175H99L98 174V176H101ZM133 175V174H132ZM157 175H159L157 172H156V175L155 176H157ZM177 175H175L176 176V178H174V179H177ZM40 176H42V175H40ZM109 176V175H108ZM116 176H117V174H116ZM122 176V175H121ZM120 176V177H121ZM144 176H142L143 178H144ZM152 176H154V175H152ZM154 176V177H155ZM174 176V177H175ZM186 176V175H185ZM185 176H183L184 177V179H185ZM192 176V175H191ZM190 176V177H191ZM16 177V176H15ZM42 177H44V176H42ZM103 177V176H102ZM153 177V178H154ZM182 177V178H183ZM194 177V176H193ZM36 178H38V176H36ZM98 178V177H97ZM105 178H106V175H105ZM118 178V177H117ZM126 178H130V177H126ZM141 178V177H140ZM139 178V179H140ZM145 178H146V176H145ZM152 178V177H151ZM5 179L7 180V179H11V181L12 182H8V180L7 181H5ZM65 179H66V177H65ZM106 179H108V178H106ZM112 179V178H111ZM137 178L136 177H134V182H135V180H136ZM139 179H137V180H139ZM147 179V178H146ZM160 178H158V179H156V180H154V183L153 184H155L156 185V183L158 182L157 180H159ZM186 179H188V178H186ZM193 181L195 180V179H193V178H191ZM190 179V180H191ZM59 180V179H58ZM62 180V179H61ZM61 180H59V181H61ZM100 181H102V178L101 179H99ZM98 180V181H99ZM120 180H122L121 178H120ZM151 180H153V179H151ZM151 180H148V181H151ZM161 180V179H160ZM163 180V179H162ZM164 180L161 182V183H163L164 182ZM197 180V181H198ZM52 181H53V183H52ZM119 181V180H118ZM125 181H126V179H125ZM140 181H144V179L143 180H140ZM139 181V182H140ZM146 181L147 180H145V183H146ZM147 181V182H148ZM156 181V182H155ZM169 182H170V186H174V185H176V184H174V180L173 181H171V180H168ZM177 181H179V180H177ZM185 182L187 181V180H184ZM62 182H63V180H62ZM61 182V183H62ZM110 182H112V180L110 181ZM138 182V181H137ZM164 182V183H165ZM171 182H173V183H171ZM183 182V181H182ZM185 182H183V183H185ZM11 183V184H10ZM101 183V182H100ZM119 183L121 184V181H119ZM129 182H126L125 184H128ZM151 183L152 182H150V185H151ZM163 183V184H164ZM176 183V182H175ZM191 183V182H190ZM15 184V183H14ZM115 184V183H114ZM113 184V185H114ZM141 184H144V183H141L140 182V184L138 185V186H140ZM159 184V183H158ZM162 184V185H163ZM167 184V183H166ZM169 184V183H168ZM167 184V185H168ZM192 184V183H191ZM190 184V185H191ZM109 185V184H108ZM149 185V183H148V186H150ZM161 185V184H160ZM178 185H179V182H178ZM181 185H182V183H181ZM186 185H188V186H190L189 184H186ZM195 185V184H194ZM126 186V185H125ZM134 186L135 185H133V188H134ZM144 186V185H143ZM152 186H154V185H152ZM152 186H150V187H146L147 189H152V188H154V187H152ZM157 186V185H156ZM155 186V187H156ZM165 186L166 185H164L163 186V188L165 189ZM158 187V186H157ZM160 187V186H159ZM176 187H177V185H176ZM182 187V186H181ZM181 187H180V190H181ZM190 187H192V186H190ZM238 187V188H237ZM136 188H138V187H136ZM142 188H144V187H142ZM146 188H145V190H146ZM182 188H184V187H182ZM160 189V188H159ZM167 189V188H166ZM185 189V188H184ZM189 189V188H188ZM191 189V188H190ZM194 189V188H193ZM192 189V190H193ZM239 189L240 190H242V192H240L239 191ZM142 190V189H141ZM153 190H155V189H153ZM157 190V189H156ZM126 191V190H125ZM125 191H124V193H125ZM150 191V190H149ZM159 191H162V189H160ZM187 191V190H186ZM190 190H188V193H190L189 192ZM147 193H148V191H146ZM146 192H144V193H146ZM151 192H152V190H151ZM162 192H164V191H162ZM168 192V193H169ZM184 192V191H183ZM182 192V193H183ZM193 192H194V190H193ZM158 193H160V192H158ZM158 193H156L157 195V197H158ZM168 193H166V195H168ZM192 193V192H191ZM195 193V192H194ZM198 193H196L197 195H198ZM187 194V193H186ZM162 195V194H161ZM165 195V193H163V195L162 196H164ZM165 195V196H166ZM182 195V194H181ZM180 195V196H181ZM190 195V194H189ZM193 195V194H192ZM192 195L190 196V197H192ZM182 196H184V195H182ZM187 196V195H186ZM195 196V195H194ZM212 196H214L215 198H217V200H218V202H219V206H218V210H214V209H212L211 211L210 210H208V208H209V206H208V199L210 198V197H212ZM196 197V196H195ZM199 197V196H198ZM32 198H33V200H36L37 202H33V203H31V201H32ZM159 198V197H158ZM157 198V199H158ZM182 198V197H181ZM188 199H190V198H188ZM188 199H186V201H188ZM197 199V198H196ZM214 199V198H213ZM83 200H86V201H89V203L91 204V206H89V207H86V206H83L84 204H82V202H84ZM182 200H183V198H182ZM197 200H199V199H197ZM157 201H159V200H157ZM162 201V200H161ZM160 201V202H161ZM163 201H164V199H163ZM185 201V200H184ZM191 201H192V199H191ZM190 201V202H191ZM195 201V200H194ZM167 202V201H166ZM165 202V203H166ZM169 202V203H170ZM211 202V201H210ZM214 203H215V200L213 201ZM163 203V202H162ZM87 204H88V202H87ZM158 204H159V202H158ZM171 204V203H170ZM170 204H168V207H170ZM183 204V203H182ZM186 204V203H185ZM188 204V203H187ZM186 204V205H187ZM89 205V204H88ZM110 205V206H111ZM166 205V204H165ZM217 205V204H216ZM216 205H215V207H216ZM120 206H118V208H120ZM160 206V205H159ZM196 206H198V205H196ZM114 207H116V206H114ZM186 207V206H185ZM188 207L189 208H191L190 206H189V204H188ZM187 207V208H188ZM255 208V213L254 214H252V216L249 214V215H246V214H248V213H246L245 214V210H249V208ZM161 208V207H160ZM174 207L172 206V209H173ZM212 208V207H211ZM253 208V209H254ZM117 209V208H116ZM127 208H126V212H128L127 210H128ZM166 209H168L167 207H166ZM170 209H171V207H170ZM175 209V208H174ZM210 209V208H209ZM252 209V210H253ZM247 210V211H248ZM119 211H121V208H120V210ZM118 211V212H119ZM164 211V210H163ZM167 211V210H166ZM122 212V211H121ZM121 212H120V215H122V217H123V214H125L124 212H123V214H121ZM171 212H174V211H171ZM177 212V211H176ZM178 212V213H179ZM252 212V211H251ZM114 213V212H113ZM129 213V212H128ZM130 213V214H131ZM168 213H169V210H168ZM167 213V214H168ZM177 213V214H178ZM132 214V215H133ZM170 214V216H171V213H169ZM119 215V216H120ZM139 215H142V214H139ZM143 215H147V213L146 214H143ZM115 216V215H114ZM126 215H124V217H125ZM128 216V215H127ZM126 216V217H127ZM166 216V215H165ZM176 216H178L179 217V215H176ZM207 216V215H206ZM116 217V216H115ZM125 217V218H126ZM131 217H133V216H131ZM131 217H130V219H131ZM137 217H139L138 215H137ZM145 217V216H144ZM147 217V216H146ZM158 217H157V219H158ZM208 217V216H207ZM110 218V217H109ZM112 218V217H111ZM128 218V217H127ZM141 218V217H140ZM166 218H168V217H166ZM165 218V219H166ZM171 218V217H170ZM216 218V217H215ZM15 220V219H23L24 220V224H23V228L22 229H20V231H21V233L22 234H24V235H26L25 233L27 232V231H33L34 232V230L36 229H34V226L38 223V222H43L44 224H46L47 225V227L49 228V229H51V231H54V233H55V231L56 230H59V232L60 231H62V232H64V234L63 235H65V237H63L62 236V239L64 238H72L73 240V242L71 241V243L74 245V246H72V244H71V248H70V246L68 247L67 245H68V240H67V245L65 244L66 242H63L62 241V239H60L62 242H63V245L62 244H59L58 242H60V241H58L57 242V244L56 245H61L58 249L56 248L54 251H51V252H54L53 254L51 253V255H47V254H45V252H44V250H45V246L44 245H46V244H43L42 242H40L37 238H38V236L36 237V233H34V235H31V233L29 234V235H31V236H29V237H27V238H24L25 240H23V242H21V243H14L13 241H12V236H11V234H9V231L7 232V231H5V227L6 226H9V225H7L11 220ZM124 219V218H123ZM137 219V218H136ZM136 219H135V216H134V220L136 221ZM150 219H149V221H150ZM152 219H154L155 220V218H154V216L152 217ZM151 219V221L152 222H150L151 223V225L153 224V222H154V224L157 222V223H159L158 221H153ZM162 219V218H161ZM160 219V220H161ZM208 219V218H207ZM125 220V219H124ZM127 220V219H126ZM125 220V221H126ZM139 220V219H138ZM143 220V219H142ZM159 220V219H158ZM164 219H162L161 220V222L163 221ZM116 221V220H115ZM117 221H119V220H117ZM123 221V220H122ZM128 221V220H127ZM132 221V220H131ZM135 221L133 222V224L135 223ZM144 221H145V223H146V218H144ZM144 221H143V223L142 224H144L145 225V223H144ZM147 221H148V218H147ZM174 222H175V220H173ZM218 221V220H217ZM15 222H16V220H15ZM14 222V223H15ZM106 222H105V225L107 226V228L106 229H108V225H109V223H107L106 224ZM121 222V221H120ZM124 222V221H123ZM132 222H131V224H132ZM140 222H141V219H140V221L138 222L139 224H140ZM163 222H165V220L163 221ZM166 222H167V219H166ZM166 222H165V226L167 225L166 224ZM13 223V224H14ZM19 223V222H18ZM23 223V222H22ZM40 223V224H41ZM92 223V222H91ZM98 223V224H99ZM112 223H113V221H112ZM122 223V222H121ZM128 223V222H127ZM137 223V222H136ZM136 223H135V226L134 225H132L134 228L136 227ZM150 223H149V226H150ZM44 224H42V225H44ZM114 224V223H113ZM129 224H130V221H129ZM147 225H148V223H146ZM172 224V223H171ZM22 225V224H21ZM42 225H40V228H41V226ZM90 225V224H89ZM91 225H93V224H91ZM103 225V224H102ZM104 225V226H105ZM117 225V224H116ZM121 225H123V224H120L119 226H121ZM143 225V226H144ZM147 225H145V227L147 226ZM160 226H164V223H162V225H161V223L159 224ZM173 225V224H172ZM171 225V226H172ZM213 225V224H212ZM13 226V225H12ZM12 226H10L11 228H12ZM17 226H19V225H17ZM17 226L15 227V228H17ZM45 226V225H44ZM96 226H97V224H96ZM124 226V225H123ZM125 226H128V224L127 225H125ZM131 226V225H130ZM160 226H158V224H157V227H159V229H160ZM164 226V228H162L161 227V229H163L164 230V233L163 234H165V232H167L165 229H166V227ZM168 226V225H167ZM170 226V225H169ZM170 226V227H171ZM14 227V226H13ZM37 227V226H36ZM95 227V226H94ZM93 227V228H94ZM98 227V226H97ZM109 227H110V225H109ZM113 227H114V225H113ZM122 227V226H121ZM138 227H139V225L137 224V229H138ZM156 226L154 225L153 226V230L152 229H150L151 230V232H150V230H149V228H151V226L148 228V226H147V229H148V231L150 232V233H156V231L158 232V234L159 233H161L162 234V230H160V232H159V230L157 229V228H155ZM176 227V226H175ZM38 228V227H37ZM89 228V227H88ZM96 228V227H95ZM118 229H119V227H117ZM116 228V229H117ZM123 228V227H122ZM122 228H120V230L122 229ZM127 228V227H126ZM130 228V227H129ZM142 226L139 228L140 230H142V231H140V230H138V232L140 231L141 233H143L144 231H143V229L145 230L146 228H142ZM173 228V227H172ZM178 228H180V227H178ZM178 228H175L176 230H178ZM19 229V228H18ZM18 229H16V230H18ZM42 229H45L44 227H42ZM41 229V230H42ZM90 229V228H89ZM88 229V230H89ZM92 229V228H91ZM98 229V228H97ZM100 229H102V228H100ZM100 229H98V231L100 230ZM105 229V230H106ZM124 229V228H123ZM122 229V230H123ZM128 229V228H127ZM137 229H135V230H137ZM147 229H146V232H147ZM168 229H170V228H168ZM7 230V229H6ZM38 230V229H37ZM40 230V229H39ZM87 230V231H88ZM93 230H95V229H93ZM103 230H104V228H103ZM104 230V231H105ZM113 230L115 231V229L113 228ZM126 229H124L123 230V232L125 231ZM131 231L133 230V228L132 229H130ZM135 230H133V231H135ZM19 231V230H18ZM87 231H86V233H87ZM91 231V230H90ZM104 231H103V233H104ZM113 231V232H114ZM153 231V232H152ZM162 231V232H161ZM171 232H172V230H170ZM170 231H168L169 232V234L171 233ZM11 232V231H10ZM12 232H13V230H12ZM45 232H47V233H52L53 234V232H49V231H45ZM44 232V230H43V234L45 233ZM97 232V231H96ZM102 232V231H101ZM106 232V231H105ZM111 232H112V230H111ZM121 232V231H120ZM122 232V234H124V233H126L127 232V230H126V232H124L123 233ZM128 232H130V231H128ZM138 232H136V234H138ZM140 232H139V234H140ZM146 232H144L145 234H146ZM148 232V233H149ZM17 233V232H16ZM19 233V232H18ZM18 233H17V235H18ZM20 233V234H21ZM28 233V232H27ZM41 233H42V231H41ZM58 232L56 231V234H57ZM94 232H92V234H93ZM98 233V232H97ZM102 233V234H103ZM116 233H117V231H116ZM131 233V232H130ZM144 233H143V235H144ZM147 234L148 236L149 235H151V234ZM154 233H153V235L152 236H154ZM176 233H177V231H176ZM20 234H19V236H20ZM48 234V235H49ZM61 234V233H60ZM60 234L58 235L59 237H60ZM89 234V233H88ZM106 233H104L103 235H105ZM111 234V233H110ZM117 234H120L119 233V230H118V233ZM116 234V235H117ZM129 234V233H128ZM128 234H126V235H128ZM132 235H133V233H131ZM130 234V235H131ZM157 234V235H158ZM162 234V235H163ZM168 234V233H167ZM171 234H174V232L173 233H171ZM179 234V233H178ZM178 234H177V236H178ZM221 234V233H220ZM12 235H13V233H12ZM24 235H22V236H24ZM91 235V234H90ZM97 235L98 234H95L94 236H96V238H97ZM141 235V234H140ZM175 235V234H174ZM173 235V236H174ZM28 236V235H27ZM41 236H43V235H41ZM85 236V235H84ZM92 236V235H91ZM91 236H90V238H91ZM107 236V235H106ZM134 236H135V233H134ZM139 236V235H138ZM167 235H165V237H166ZM172 236V237H173ZM176 236V237H177ZM16 237V236H15ZM45 237H46V235H45ZM49 237V236H48ZM51 237V236H50ZM87 237H88V235H87ZM93 237V236H92ZM105 237V236H104ZM111 237V236H110ZM123 237V236H122ZM129 237V236H128ZM142 237H144V236H142L141 235V237L139 236V239L140 238H142ZM147 236H145L144 238H146ZM161 237V236H160ZM163 237H164V235H163ZM169 237H171L170 235H169ZM41 238V237H40ZM47 238V237H46ZM53 238H54V236H53ZM56 238H58V237H56ZM90 238H87V240H89ZM99 238V237H98ZM154 238H156L155 236L151 239V237L149 238L148 237V239H150V240H148V239H145V240H148V241H152V242H154L153 241V239ZM174 238H175V236H174ZM173 238V239H174ZM18 239H20L19 237H18ZM93 239V238H92ZM105 239H107V238H105ZM108 239H109V237H108ZM138 239V240H139ZM156 239H159L158 237L156 238ZM164 238H162V239H159L158 241H161L160 242V244L162 243V240H163ZM168 238L166 237V240H167ZM171 238H169L168 240H170ZM176 239H178V237L176 238ZM43 240H45L44 239V237H43V239H42V241ZM53 240V239H52ZM51 240V241H52ZM65 240V241H66ZM97 240V239H96ZM101 241H102V239H100ZM123 240L124 239H122V243H123ZM155 240V239H154ZM232 240V241H233ZM19 241V240H18ZM20 241H22V240H20ZM54 241V240H53ZM133 240H132V237H131V241L129 242V243H131ZM134 241H137L136 239H135V237H134ZM133 241V242H134ZM139 241H141V239L139 240ZM165 241V240H164ZM173 241H175V240H173ZM173 241H171V242H173ZM196 242V243H193V242ZM50 242V241H49ZM149 242V245H151V243ZM167 242H169V241H167ZM177 242H179V241H177ZM53 243V242H52ZM52 243L50 244V245H52ZM55 243V242H54ZM53 243V244H54ZM87 243V242H86ZM143 243V242H142ZM125 244H128V242L126 243L125 242ZM145 244V243H144ZM163 244H165V243H163ZM167 244H169V248H170V243H167ZM136 245H141V243L139 244V243H137ZM148 245V246H149ZM153 245V244H152ZM159 244H157L156 246L158 247V248H163V246H162V244H161V247H159L158 246ZM176 245V244H175ZM122 246H123V244H122ZM126 245H124L123 247H125ZM133 246H134V248L136 247L134 244H133ZM165 246H166V244H165ZM49 247V246H48ZM140 246H137V249H140L139 248ZM146 247V246H145ZM144 247V248H145ZM153 248H154V246H152ZM167 247V246H166ZM173 247V246H172ZM172 247L170 248V249H172ZM182 247V246H181ZM50 248H51V246H50ZM129 248H131V244H130V246H129ZM129 248H126L125 250L127 251V250H130ZM149 248L150 247H148V248H146V249H148L149 250ZM165 248V247H164ZM175 248V247H174ZM173 248V249H174ZM52 249V248H51ZM122 249H124V248H122L121 247V250ZM132 249V248H131ZM136 249V248H135ZM155 249V248H154ZM167 249V251H168V248H166ZM183 249V248H182ZM134 250V249H133ZM143 250V249H142ZM156 250V249H155ZM159 250V249H158ZM161 250V249H160ZM165 250V249H164ZM126 251H124V252H126ZM136 251V250H135ZM150 251V250H149ZM152 251H153V249H152ZM150 252V253H153V252ZM170 251V250H169ZM129 253L131 252V251H128ZM127 252V253H128ZM136 252H138V251H136ZM135 252V253H136ZM155 252V251H154ZM156 252H157V250H156ZM170 252H172V253H175V252H173V251H170ZM213 253H214V251H212ZM229 252H231V250L229 251ZM132 253H133V251H132ZM149 253V252H148ZM147 253V254H148ZM149 253V254H150ZM163 253L164 252H162V255H163ZM166 253H168V252H165L164 254L166 255ZM177 253V252H176ZM175 253V254H176ZM215 253H216V251H215ZM139 254H145V253H139ZM147 254H145L144 255V257L146 258V255ZM153 254H156V253H153ZM153 254H151L152 256H153ZM159 254V253H158ZM157 254V255H158ZM171 254V253H170ZM218 254V253H217ZM116 255H117V253H116ZM119 255V254H118ZM124 255H125V253H124ZM124 255H122V256H124ZM128 256H129V254H127ZM132 255V254H131ZM136 255H138L137 253H136ZM178 253H177V257H178ZM128 256H126V259H127V257ZM135 256V255H134ZM141 256V255H140ZM148 256V255H147ZM168 256V255H167ZM215 256V255H214ZM119 257V256H118ZM136 257V256H135ZM137 257H139V255L137 256ZM149 258H151L150 256H148ZM147 257V258H148ZM154 257H155V255H154ZM157 257V256H156ZM160 257V256H159ZM122 258H124V257H121V259ZM131 258L132 259H135L134 257H132L131 256ZM130 258V259H131ZM145 258H143L144 259V261H145ZM165 258V257H164ZM172 259H173V257H171ZM114 259V258H113ZM118 259V258H117ZM121 259H119V260H121ZM125 259V258H124ZM129 259V258H128ZM130 259L128 260V261H130ZM152 259V258H151ZM169 259V258H168ZM115 260V259H114ZM119 260H117V263L118 262H120ZM137 261H139V259H136ZM141 260V259H140ZM153 260L155 261V263H157L158 264V262H156V260H155V258L154 259H152L151 260V262L149 263V264H151L152 262H153ZM158 260V259H157ZM126 261V260H125ZM132 261V260H131ZM144 261H143V263H144ZM148 262H149V260H147ZM146 261V262H147ZM166 261V260H165ZM177 261V260H176ZM123 262H124V260H123ZM135 262V261H134ZM140 262H142V260L140 261ZM139 262V263H140ZM168 262V261H167ZM170 262V261H169ZM173 262V260L169 263V264H171ZM124 263H126V262H124ZM123 263V264H124ZM133 263V262H132ZM131 263V264H132ZM138 263V262H137ZM136 263V264H137ZM142 263V264H143ZM154 263V264H155ZM174 263H177V262H174ZM181 263H179V264H181ZM116 264V263H115ZM118 264H122V263H118ZM141 264V263H140ZM178 264V263H177Z\"/></svg>",
	"mask_w": 264,
	"mask_h": 264
}]
</instances>
